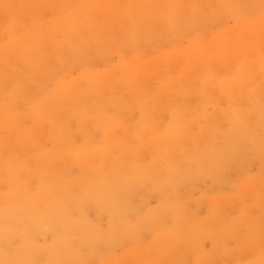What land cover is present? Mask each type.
Wrapping results in <instances>:
<instances>
[{"label": "rangeland", "instance_id": "rangeland-1", "mask_svg": "<svg viewBox=\"0 0 264 264\" xmlns=\"http://www.w3.org/2000/svg\"><path fill=\"white\" fill-rule=\"evenodd\" d=\"M3 1H5V3L8 2V0H3ZM28 1L29 2L27 3V0H26V2L24 4V5H27V7H28L27 11H25L23 8L22 9L19 8L17 10L16 5H15L16 8H14V4L11 1L10 3H8V5L11 4L10 5L11 9H9L10 12L7 14V16H9L8 19H6L4 17L0 18V64H1L0 65V114L1 115H2V113H1L2 109H4L3 110L4 111L3 116L0 115V134L4 135V136L0 135V140H1L0 145H1V143L3 144L0 146V148H1L0 152H3V153H0V155H1L0 168L3 167L2 169H0V177L3 176L2 177L3 179L2 178L0 179V192H1L0 197H2V199L0 198V200H1V202L3 200L6 201V199H7V201H9V200L14 201L13 196L20 197L21 193H23V194L25 193L24 196L25 195L26 196L24 199L27 198L26 200H24V199L20 200V198H23V196L20 197L19 200L18 199L16 200V198H15V200L19 201V202L15 203L16 205L14 207L12 206L10 209H12V208L15 209L13 212H14V214L16 212V217L13 214V212H10L11 213L10 217H0V227L1 226L6 227V228L11 229L12 231L16 232L17 230H20L21 227H24V226L30 227L32 225V224L30 225V222H31L30 217L32 215L30 213H28L26 211V209H21V207H23V206L20 207L19 204L20 205L22 204L25 207L28 205V203H29V205H31V203H33L35 206L40 205L41 207H31V208L32 209L35 208L33 210L34 212L40 211V210H48L51 214L55 209L61 208V207H53L55 205V203H56V206L68 205V204H70L68 201L71 202L74 199H77V198L79 199L81 194H83V195L88 194L86 199H84L85 203H84L83 207H84V211H85L86 220L89 224V229H92L93 231H95V233L98 236L102 237V239L106 243L103 244L101 247H99V249H98L99 251H97V253L95 255L90 253L91 247L89 245H87V243H81L79 246H77L76 255L79 254L81 256L80 258H78V260H75V258H74L76 255L73 256L72 254L68 253V251L62 250L60 258L55 259V260H59L58 263H56V264H166V262H167V264H207V263L208 264H264V263H262V262H264V151L261 150V152H259L260 149L257 150V149H253V148L246 146V149H245V147H243L242 151L239 152L242 155H240L239 153L235 155V157H237L238 155L241 156V157L240 156L237 157L238 158L237 161H235L236 160L235 157H232V159L229 158L226 160L224 157H222L223 155H221V153H220L219 156L218 155L215 156V160L213 161L212 164H208L209 159L208 160L207 159L201 160V158H198V156H196V152L193 149L190 148V150H186V146H184L182 144V145H180L179 148H176V150L178 149L179 152L181 151L180 153L179 152H177V153L186 154L187 156L189 155L188 160H190L193 163H194V161H195V163L198 162V166H197L198 168H196V169H198L199 174H198V171L195 169V171L191 175H187V173L184 171L185 170L184 168H182L183 171L180 174L179 172H181V170H182L180 167H183L182 164H179L175 157L174 158L169 157L170 159H168L167 158L168 152H166V151L164 152V150H163L164 148L161 147L162 149L161 148L159 150L157 149L156 153H158V154L156 155L157 157L155 156V158H154V156H152L149 153L151 144H148L149 141L147 140V138H145L143 136V131L141 130L143 128V126H144V128L147 126L145 128L147 130L146 132H149L148 129L149 128L152 129L153 126H154L153 128L157 127L160 129L161 128L163 129L165 127L166 130L161 129V134L165 133V131H166V133L164 134L165 135L164 137H166V135H167V138H169V136H170L169 131H171V129L175 123H178L179 121L183 122L182 120H184L183 123L185 125L188 124L190 121V123L187 126H189V125L193 126L195 124L194 121L196 122V120L198 119L197 120L198 122H196L198 128L195 127V129L197 128V131L198 130L201 131L200 132V134H201L200 140L198 138L200 135V134L198 135L199 131L197 133L198 143L200 142L202 144H205V142H206V144H208V145L210 144L211 149L213 150L215 145H217V144L211 143L212 139H214V138H213V136H210L211 133L208 136H206V132L210 130V132L212 131V133H214L216 131V133H218V134H223L224 131L227 133H231L232 132V126H231L230 120L232 117H230V114H232L231 112L233 110H234V113H237L238 110H240L242 113H244L243 111L250 112L253 114V117H254V115L259 116L260 112L262 113V111H264V108H262V105H264V57H259L257 60H255V64L257 65L256 71H255V74L256 73L257 74L254 75L255 81L257 79L256 78L257 76L260 77L259 78L260 80L257 79V81H258L257 84H256V82L253 84L252 81L248 82V80L247 81L243 80L241 82V79H242L241 72H242V68H243L242 66H244V65L240 64L241 62H239L238 64H236L234 66V64L230 65V63H228L227 61L226 62L224 61L223 63H216L217 65L215 67L212 65L213 62L209 65V67H210L209 70L207 68L205 71L209 72L211 75L213 74L212 75L213 77L212 76H210L211 78L207 77L210 74L205 76L207 78H204V81L206 79L210 78L209 81L207 80L208 84L206 82L202 81L203 82L202 83L201 81L197 80L199 76L198 77L195 76V80H192V81H194L193 82L194 84H191L192 81L189 80V82H187V80L189 79V76H186L184 74L186 72L184 70H186V69L188 70V72H190L189 62L187 63V60L183 57V55H181V54H183V52L187 51L188 49L190 50L191 46L196 45L197 43L200 44L203 41H205L202 43V45H205V44L207 45V42L208 43L210 42L209 40L213 41V40L220 38L222 36L238 35L241 32L240 31L241 30L240 25L243 24L244 22L253 21L254 24H257V22H258V24H261L262 22H264V15H261V14H264V11H262V10H264V0H255V2L253 1L254 4L250 3L253 8H250L247 10L249 14H247L246 9H245V11H242L243 9L241 10L239 6H236L235 1H237V0H235V1L232 0V2H230V0H216L218 8L217 7H215V9L212 8L215 11V13H213L214 15L212 14V16L214 17V18H212L213 20L211 19L212 16L210 15V13L208 14L205 12H204V14L205 15L208 14V16L206 15V17H207L206 18L205 15L203 14V18H202L201 11H204L203 9L205 7H203V6H206L205 5V4H207L206 0H203V1H205L204 3H203V1L200 3L201 0L200 1L197 0L196 2L194 0H191L194 2V3L191 2L193 4V6L194 7L196 6L195 7L196 10L199 8L198 10L200 11V9H201V11H200L201 14L196 13L197 15H195L191 20H189V21H193V19H194L193 22L194 23L196 22L195 26L197 27L196 28L195 26H192L193 22H191V23H189V24H191V26L189 25L190 29H187L189 27L185 26L186 25L185 18H180V17H182V15L179 17V19L177 18V24H174L170 20V16L164 10L163 11L160 10V9H162V7H160V4L162 5V2H160L159 0H157L158 3H157V1H151L150 4L153 3L152 9H155L156 12H157V10L160 13L162 12L161 16L159 15L158 12H157L158 14H156V15H158L159 18H162L163 20L166 19L168 21V22L167 21H165V22L168 25L167 26L168 29L170 28V30H169L170 32L169 31L163 32L162 28H160V26L157 27V25L153 24V22H152V24H149L150 22H147V21L151 20V17L155 12L154 10H150L151 12L149 13V15H148V12L145 13L144 11L142 13H140L141 10L139 11V13L136 12L137 13L136 14L135 10L130 9L133 7L132 6L133 2H131V0H127V1L124 0L125 2H127V5H124L125 8L127 9V13L129 11V13H131V15L128 13L124 17L121 18L122 20L125 19V27H127V30H126L127 32L126 31H125L126 33L122 32V35L124 34L123 37L120 33L121 30L120 29L118 30L117 24H115L116 20L114 22H112V23H114V25H112V24L110 25L111 21L114 20V19L111 20L112 18H110L111 17L110 15H108L107 17L111 21L106 16H105V19H102L101 17H100L101 19L100 18L98 19V21H100L98 26H97L98 30L95 29L97 31V33L94 31L95 32V34H94V32H93L94 29L92 27H90V23L87 24V22L89 21V15H87V11H85V9H83V8H80L81 9L80 14L77 17V15L75 14V12H76L75 2L73 0H49L50 2H48V4H46L45 3L46 1H45L44 2L45 4L44 5L42 4L44 6V8L41 9L40 11H39V8H37L38 10H35V8H34V6L37 7V4L39 6V3H37L35 5L33 4L34 2L36 3V0L35 1L34 0H31V1L28 0ZM39 1L40 0H38L37 2H39ZM52 1H54V2H52ZM98 1H100V0H98ZM181 1L186 2V0H181ZM182 2L180 3V5L182 4ZM222 2L224 5L222 4ZM196 3L199 7L196 5ZM260 3H261V7H260ZM124 4H126V3H124ZM251 5H249V6L251 7ZM136 6L134 7V9L138 8ZM183 6H184V4H183ZM158 7H160V8H158ZM182 7H180L182 9L181 14L184 15L185 11L183 10L184 8H182ZM207 7H209V9H211L210 6L208 5V6H206L205 11H209V9L207 10ZM258 8L260 10H258ZM213 10H212V12H213ZM18 11H20V12L18 13ZM38 11H39V13H38ZM132 11H133V13H132ZM152 11H154V12L152 13ZM217 12L219 15L217 14ZM245 12L248 15L247 19L244 18L246 16ZM250 12H252V13H250ZM257 12H259V13H257ZM11 13H13V14H11ZM143 13L145 15H143ZM223 13H224V15H223ZM139 14H140V16H139ZM228 14L230 15V17ZM240 14H242V15H240ZM35 15H37L36 18L34 17ZM38 15H40L41 18H39ZM44 15H45V17H43ZM150 15H151V17L148 20H147V18H145V19L143 18V16L149 17ZM162 15H164V16H162ZM25 16H26V20H25V18H23ZM137 16H138V18H137L138 20L136 19ZM209 16H211V17H209ZM216 16H220V17L217 18ZM234 16H236V17H234ZM16 17L19 19L14 21V19H16ZM63 17L65 19H67V23H61L62 22L61 20ZM196 17L199 18V20L196 19ZM208 17L211 19V21L208 19ZM201 18L203 19V21ZM205 18H206V20L208 19V21H205L204 20ZM216 18H217V20L219 19L217 22L215 21ZM220 18H222V19H220ZM240 18L244 22L239 20ZM248 19H250V20L248 21ZM102 20L105 22L107 21L108 24L105 22L103 23ZM101 21H102V24H101ZM138 21H140V22H138ZM169 22H170V25H169ZM24 24L26 26H28L29 29L27 28V30H22L23 26H24L23 28H26ZM130 24H132V25L129 26ZM146 24H148L150 26H148ZM183 24H185L184 25L185 28H184ZM100 25H102V27H101L102 29H104V27H106V29L108 28V35L105 36V38H102V37H104L103 35H101L102 37L101 36L99 37L100 34L98 33V31L99 30L102 31L99 27ZM12 26L16 27L17 33L20 32L19 30H17L18 27H19V29L21 28V30L24 31L23 35H25V36H23V37H25V38H23L22 36H21L22 37L21 39L16 38V36H14L13 33L11 32L13 30ZM140 26H143V27H140ZM30 27H32V28H30ZM110 27H111V30H110ZM136 27L138 29H136ZM154 27H156V29ZM4 28H6V29H4ZM130 28L131 29L133 28L132 31L129 30ZM145 28H148V30H150V31L145 30ZM153 28L157 31H155V30L151 31V29H153ZM173 29H174L175 33L172 31ZM4 30H6L5 33L3 32ZM90 30H92V31L90 32ZM128 30L131 32L132 35L127 36L130 33V32L128 33ZM109 31H110V33H109ZM171 31H172V33H171ZM156 32H158V33H156ZM177 32H179V33L177 34ZM117 33H119L120 35ZM166 34L167 35L168 34H176V36L175 35L167 36ZM90 35L92 36V41L89 40L91 37ZM213 36H215V37H213ZM253 36H255L257 39L259 37L258 35L256 36V34L252 35V37ZM107 37H108V39H107ZM168 37L171 40H168L169 39ZM109 38L112 40L109 41ZM115 38H117V40ZM151 38H152V40H150ZM164 38H165V40H163ZM206 38L207 39L210 38V39L206 40ZM135 39H138V40L136 41ZM41 40L43 42H41ZM115 40L117 41V43ZM143 40H144V42H142ZM147 40H149V41H147ZM79 41H81V42H79ZM103 41H105V42H103ZM166 41L169 44L171 43L170 41H174L175 45L174 44L173 45L176 47L171 46L172 49H174V50L178 49V51H176L177 54L181 53V54H179V59H178L179 60L178 62L179 63L181 62L180 63L181 66H179L180 64L177 63L176 66L175 65L172 66L175 68L172 69V67H170L169 72H167V70L165 71V74L170 73L168 75L170 77H172V80L170 78H167L168 75H165V74H164V76L162 75L164 73V72H162L163 70L161 71L162 74H161V72H159L160 73L159 75L158 74L153 75V74H149V73L138 74L137 66L133 67V64H131V63L136 62V60H138V58L140 60V57H141V59H144L147 55L150 56L151 52H152V54L150 57H152V59L150 57H148V58L146 57V59H144V60L157 61L156 59L159 57H160L159 59H162L163 55H161V54H164V53L166 54V52L169 53V50L171 49V48L169 50L165 49V48L170 47ZM82 42H83V45H81ZM113 42H114V44H113ZM193 42H196V44H193ZM15 43L17 45H19L20 47L22 44L26 43L29 46L30 56L23 58L19 54H17V55L15 54V53H18V51L11 50V51L7 52L4 50L5 47L13 46V45H15ZM84 44H86V45H84ZM110 44L112 45V47ZM115 44L117 46L114 49L113 45H115ZM142 44H144V45H142ZM199 44H197V45H199ZM54 45H55V47H54ZM108 45L110 46V47H108L109 50L110 51L112 50L111 52L107 48ZM148 46H150V47H148ZM166 46H168V47H166ZM262 47H264V46H262ZM104 48H105V50H104ZM146 48L149 50V52ZM71 49L74 50V52H73L74 55H71V53H68V52H70ZM106 50H108L110 53L108 54V52ZM174 50H170V52L174 51ZM92 51H94V53ZM105 51H106V53L102 54V52H105ZM143 52L145 55L147 54L145 57H142V55H144ZM253 52H255V51H253ZM91 53H92V55H91ZM14 54L17 57H15ZM165 54H164V58H165L164 60L165 61L160 62V65H159L160 67L162 66L161 64L164 63V65H166V63H167L166 57H168V54L167 55H165ZM155 55L156 56L159 55V57H155ZM95 56H96V58H95ZM153 56L155 57V59ZM38 58H39V61L38 62L35 61V60H38ZM253 59H254V57H253ZM74 60H76V61H74ZM81 61H82V63H81L82 66L80 64ZM5 63H10V66H9L8 71L3 73L1 69L4 68ZM77 64L79 66H77ZM177 65H178V67H177ZM71 66H74L73 69L71 68ZM218 66H220V67H218ZM111 67H113V68H111ZM212 67H213V70H212ZM163 68L164 67L160 68V70ZM176 68H177V70H176ZM179 68H181V69L179 70ZM194 68L195 69L193 71H191V73L193 72L194 75L196 73L200 74V71L202 69L200 68L201 70L198 73V71H196L197 70L196 68H198V67H194ZM134 70H135V72H134ZM198 70H199V68H198ZM114 71H115V73L116 72H119V73L123 72V74H121V78H122L123 83L124 82H126V84L133 83L135 80H137L135 83H137L138 84L137 86H140V88H142V89L140 90V88H139V92H138V94H136L137 92L134 93L132 91H128L126 88H123L124 84L121 82L122 85H121V83L119 84L120 89L118 88L119 85L117 86L119 91H121V88H122V91L119 92L120 93L119 95H121V94L122 95L121 96L118 95V97H119V99H118V97H117L118 90H116L113 87V86L116 87V85L114 83L108 84V87L104 88V91H103L100 88V86L97 85V82L95 80H93L94 83L92 82L91 90H89V91L85 90L86 91L85 93L83 92V90H81L82 89L81 87L74 88L73 86H71L72 81L75 79H79V78H81V79L85 78L86 79V78L93 77V76L95 77L98 73H99L98 75H104V74H107V72L110 73V72H114ZM174 73H176V75H174ZM191 73H190V77L192 76ZM144 74H146V75L149 74L153 79H154V77H157V78H155L154 80H151L152 78L150 76L149 77L147 76L148 80H146L147 77H146V75L144 76ZM139 75H141L142 78ZM157 75L159 76V78ZM160 75H162L163 79H165V80L169 79V82L165 81V80H163L164 83L161 82L162 77ZM56 76H57V78H56ZM138 77H140V78H138ZM175 77L177 78V80L175 79ZM133 78H135V80L132 81L131 79H133ZM183 78H184V80H183ZM129 79H130V82L127 83V81H129ZM192 79H193V76H192ZM249 79H251V78H249ZM156 80H158V81H156ZM182 80H183V82H182ZM214 80L216 81V84L213 83V82H215ZM146 81H148V82L146 83ZM151 81L152 82L154 81L155 83L154 82L152 83ZM196 81H197V83H196ZM219 81H220V83H219ZM150 82L152 84H150ZM167 82L169 83V87L167 85ZM175 82H177V83H175ZM246 82H248L249 84ZM42 83H44V84H42ZM186 83H188V85ZM204 84H206V86ZM224 84H225V86H224ZM246 84H248V85H246ZM154 85H157V86H154ZM162 85H163V87H162ZM172 85H173V90H172ZM175 85H176V87H175ZM191 85L194 88L193 90H192ZM195 85L198 87L197 92L195 90V88H196ZM215 85L218 87H215ZM219 85L221 86L220 90L218 89ZM185 86H187V87H185ZM200 86L202 88H205V89L201 90ZM209 86H211L210 89H209ZM154 87L155 88L157 87L156 91H155ZM161 87H162V89H161ZM165 87L170 88L169 89L170 91L168 89H166ZM174 87H175V89L177 88L178 91L183 88L182 92H181L182 94L184 93L183 96H182V94H179L177 90L175 91ZM188 87L190 88L191 91H189ZM38 88H39V90H37ZM40 88L42 90H40ZM158 88L161 90V92L158 91ZM179 88H181V89H179ZM67 89H70L69 91H72L70 95H66V92H68ZM150 89H152V90H150ZM114 90H116L117 92L116 91L114 92ZM144 90H145V92L143 95ZM164 90H165V92H164ZM38 91L40 94L42 92L43 93L40 95L38 93ZM76 91H78V93L75 94L74 92H76ZM109 91H111V92H109ZM171 91H172V93H170ZM200 91H201V93H200ZM4 92H5V94H4ZM140 92H141V94H140ZM162 92H164V93H162ZM166 92L169 94H173V95L170 96ZM188 92H189V94H188ZM194 92H195V94L196 93L198 94V95L196 94L198 97L194 94ZM203 92H205V93H203ZM35 93H37V94H35ZM56 93L61 95L60 98L59 97L57 98ZM82 93H84L83 95H86V96L87 95L92 96V97L90 96L91 98H93V99H91V101H90V97L87 96L89 98V101H90L88 103L98 102V100H99V102H98L99 106L97 105V103H95V104L93 103L95 105V107H96V105L99 107V108L98 107L95 108V109L98 108L97 110L94 109V111H96V112H89L87 110L84 111V108L86 107V109H87V107H88L87 106L88 100H84L85 96H83V95H81V96H83L82 98L80 97V94H82ZM108 93H110V94L108 95ZM157 93H158V97H156ZM175 93H178V95L176 94L174 96ZM190 93H192L193 96ZM224 93H225V96H224ZM250 93H252V95ZM38 94L40 96H38ZM73 94H75V95H73ZM78 94H79V96H78ZM151 94H152V96H151ZM237 94H239V98H237V96H236ZM248 94H250V95H248ZM93 95H95V96H93ZM133 95L134 96L136 95L135 96L136 98ZM153 95H155V96H153ZM199 95H200V97H199ZM206 95H208V96L206 97ZM35 96H38L37 100H35L36 99ZM142 96H145V97H142ZM176 96L177 97L179 96V99L181 101L180 100L178 101ZM180 96H181V98H180ZM68 97H69V99H68ZM70 97H73V99ZM87 97L85 99H88ZM94 97H96L95 100H94ZM151 97H153V98H151ZM174 97H176L177 101L174 100V102H173ZM16 98L20 99L21 102L16 100ZM62 98H63V100L65 99V102L63 101L65 104L64 103L62 104V101H61V103H59L57 106L51 105V106H53V108L49 105L55 101H57V102L60 101ZM138 98L139 99L141 98L142 100L140 99V102H139ZM148 98L149 99L151 98L152 101L148 100ZM14 99L16 100L15 105H13L15 102V101H13ZM66 99H68V101ZM109 99L111 100V102H108ZM122 99H123V101H122ZM134 99H136V100H134ZM145 99H146V101H145ZM160 99H162V100H160ZM165 99H167V100H165ZM185 99H186V102L183 101ZM251 99H253V101H251ZM70 100L72 103H69ZM79 100H80V102H79ZM153 100H154V102H153ZM169 100H171L170 103H169ZM75 101L80 103L79 104L76 102L78 105H81V106L84 105L83 109L82 108L80 109V107L77 105L79 107V108H77V110L80 109V111H78V112L75 108L76 107ZM187 101L189 104V108L187 107V109L191 108L190 111H188V110L186 111L185 105H187ZM10 102H12V104ZM57 102H56V104H57ZM81 102H83V105ZM114 102H115V105H114ZM151 102H152V104H151ZM155 102H156L157 106H155ZM157 102H159V103H157ZM171 102H172V104H171ZM178 102H180V104L182 102V105H181L182 108L185 107V108H183V109H185L183 111L181 106H179V108H180L179 114H181L182 111L184 113V114L182 113V115H180L181 118L178 117L179 114H178V116H176V113H178L177 111L179 109L177 110L176 106L173 105L176 103L178 106ZM240 102H242V104H243L242 108L244 107V109L241 108ZM86 103H87V105H86ZM105 103H107L106 107L102 106L103 104L105 105ZM122 103L124 104V106ZM255 103H257V104H255ZM25 104H27V105H25ZM30 104H32V105H30ZM93 104H90L89 107L90 106L93 107ZM100 104L103 108L100 106ZM145 104H147V105L150 104L148 106L146 105L149 108V112L147 111L148 110L147 107H146L147 109H145V107H144ZM253 104L257 105L255 107L258 110L254 111V108H253L254 105ZM21 105H23L25 107H23ZM60 105H63V106L69 105V106L68 107L66 106L63 109V107H60ZM117 105H119V106L115 107ZM120 105H122L123 107H120ZM167 105L168 106L170 105L169 111L166 110V108L168 109ZM171 105H173L174 107L172 108ZM5 106H7L8 109L14 107L16 109V111L14 109L15 113L12 111L13 113L10 112L11 115H10V113L8 114L7 113L8 110H7V108H5ZM16 106H17V108H16ZM43 106H45V107H43ZM54 106H55V109H54ZM258 106H259V108H258ZM46 107L47 108L50 107V109L48 110ZM92 107H90V108H92ZM110 107H112V108H110ZM217 107H219V108H217ZM65 108H66V110H65ZM69 108H70V110H69ZM90 108H89V110H90ZM116 108H118V109L120 108L121 110H118V109L115 110ZM45 109H47V111H49V113ZM59 109L64 110L65 114L61 113L62 110L60 111ZM142 109H143V111L145 110V112H148V113L145 114V112H143ZM150 109H151V112H150ZM172 109L174 110V112ZM261 109H262V111H261ZM57 110H59V113L62 115L59 116V113ZM98 110H99V112H98ZM52 111H54V112H52ZM170 111L173 113L170 114ZM30 112H32L31 114L33 115L32 121H31L32 115L30 114ZM50 112H52V115ZM74 112L79 113V115L74 113ZM85 112H87V114ZM97 112H98V114H97ZM101 112L103 113V116H101V114H102ZM186 112H188L189 114L187 113V115H186ZM228 112H229V114H228ZM4 113H5V115H4ZM45 113H48V115H50L51 118L54 119L53 123L51 121L52 119ZM54 113H56V114H54ZM143 113L146 116V119L144 118L145 116H143ZM200 113H202L203 115ZM24 114H27V115L30 114L31 116L29 115L28 117H25L26 118L25 119L23 117ZM80 114H82V115H80ZM99 114H100V117L99 116L97 117V115H99ZM120 114H122V116ZM37 115L39 118L37 117ZM71 115H72V120H70ZM76 115H78L77 119L74 118V117H76ZM85 115L93 116V118L91 117L92 119L89 118L90 122L86 121V120H88V117L85 119ZM44 116H46L45 117L46 120H44L45 119ZM62 116L64 118H62ZM174 116L178 117L179 119L178 118L177 119L179 121L176 120L173 123V121H174L173 119L175 118ZM196 116H200V117L194 118ZM203 116H204V119L200 120V118H203ZM222 116H224L225 118L223 119ZM232 116H233V114H232ZM16 117H17V119H16L17 121H14ZM18 117H19V119H18ZM65 117H67V118H65ZM95 117H97L96 119L100 118L98 120V122H100V120H103V119L106 120V118H107V120L109 119L114 124L115 123L121 124L122 121L125 120L126 126L121 124L122 126L120 125L119 128H117L119 125L117 126V124H115V126H116L115 127L114 124L110 122L112 124V126L115 127V129H113V130H115L116 132H117V130L122 131V133L120 132L121 135H119V132H117V134L115 133L116 136L118 135L117 137L115 136L114 133H112V135H114L116 137V140L118 138L117 141L122 139L121 141L118 142L119 144L117 143L116 140H114L115 138L114 139L110 138L112 143L114 141V145L117 143L118 144L117 146H119V147L113 146V145L109 147L111 141L108 140L106 142L107 138L105 136H107V135H105V134L108 131V129L106 130V128H107V126H108V128H110L111 124H109L108 122H106V123H108V125L103 124V123H105V120H103V123L101 125L99 124V126L101 128H103L104 132L105 131L106 132L105 133L102 131L99 132V130H102V129H98L97 130L98 132L96 131L97 132L96 134L93 132V134L91 135V133H92L91 129L94 128L93 130H96L97 128H99L97 126L98 122H96V124H95V121H97L95 119ZM120 117H121V119H120ZM73 118L75 119V121L73 120ZM151 118H153V119H151ZM242 118L248 119L247 116L245 115V113L242 114ZM259 118H260V116H259ZM10 119L13 121V123H12L13 128L11 127L12 128V129L10 128L11 130L8 129L9 125H10L9 123H11ZM49 119H50V121H49ZM147 119H148V121H149V119L151 121L153 120L152 124L150 121L148 122ZM191 119H193V121H191ZM20 120H22V122L24 120L25 122L22 123ZM37 120H38V122H37ZM40 120L42 122H44V121L45 122L43 124L41 123L42 125H40V122H41ZM59 120H61V121H59ZM65 120L67 121L66 122L67 126L64 122ZM206 120L210 124H208L206 122ZM210 120H212V122ZM18 121H20V122L18 123ZM47 121L51 122V123H49L50 126L52 124H54V125L56 124V125L55 126L52 125L50 127L48 125ZM57 121L60 122V125H61L62 121L64 122V125L62 124L64 129H68L69 124L71 122H73L70 125L71 127L67 130L68 136H67L66 131H64V133H66V135L64 133H62L63 131L59 132L62 128V125L60 126ZM83 121H85V122H83ZM93 121H94L93 125L97 126L96 128L92 124H88V123H91ZM120 121H121V123H120ZM247 121L252 123L251 119H249ZM15 122H17V123H15ZM33 122L34 123L36 122V123L34 124L35 126L34 125L32 126L33 127L32 129H34V127H35V129H36V127L40 128V129L37 128L39 130H36L35 133H34V130L30 129ZM128 122H129V124H127ZM144 122H145V124H144ZM147 122L149 125L151 124L152 126L151 125L148 126L146 124ZM220 122L222 124L225 122V124H223V126H221ZM37 123H39V124H37ZM46 123H47V125H46ZM160 123H162L163 125ZM13 124H15L16 126ZM76 124H77V127H76ZM79 124H81V125L84 124V126H80ZM86 124H88L89 126L92 125L93 128H92V126L90 128ZM123 124H124V122H123ZM19 125L21 126L20 127L21 131L24 130V128L22 129V127L25 126L24 132L27 133V134L22 133L23 134V138L21 137L22 139L20 138V136H22V135H20L21 133L17 134L18 132H16L17 130H19V129H17L19 127ZM37 125H40V126H37ZM58 125H59V127H58ZM127 125H130V126L127 127ZM206 125H209V127ZM225 125H226V127H227V125H228V127L230 125L231 129H230V127H229V129H228V127L226 128ZM45 126H48V127H46V129L48 128L47 130H45ZM86 126H88L87 130L91 131L90 134H86V135L93 136V138L90 136L91 138H87V139L94 140V138H95L94 136H96V139L93 141L95 143H91L92 145L93 144L94 145L91 146L89 143V150L93 149L92 151H95L96 153L98 151L97 155L100 156V160L105 157L104 160L102 159L103 162H105V163L104 164L100 163L99 165L102 164L104 166L106 164V166H105L106 168H108V166L111 165L112 167L110 166L109 168H111V170L117 172V175L114 174L115 172L113 174L116 175L118 178L125 177L124 176L125 171L127 173L126 176L132 172L129 168H126L125 165L127 167H130V166H128V164H131L129 161L131 159L135 160V158L138 161L135 160L134 165H133L134 167L131 166V168L136 169V167L138 166L137 168L140 169L142 166H139V164H142L143 169L141 168V171L146 168L145 165L148 166V164H149V160H147L148 158H150V160L156 159L157 162L153 161L154 165L156 163L159 164V165L156 164L155 165L156 167L164 166L165 161H166V164H169L168 168L170 170H171V168H173L175 166V168H173L174 170H171V171L169 170L170 173L172 172V174L169 173L170 178H169V176H167L168 180L166 179V176H164L165 178L163 177V183H162V175L161 174H157L155 176L156 172L159 173L158 170H160L162 168L159 167L158 170L156 168L155 169L156 171H154L155 174L152 175L154 173L153 169L155 168V166L153 164H151L152 161L150 162L149 166H150L153 173L152 174L150 173V175L148 174V172H151V170L148 169L149 166L144 170V171H146L148 169V171H147L148 175H145L146 173L144 171L143 172L145 174L142 172V174H144L147 179L144 178L145 176L143 177L142 174L140 175L141 172L140 173L135 172V173H137V175L139 173L140 176H138V178L139 177L141 178V176H142L144 178V179L143 178L142 179L145 181L143 182L142 188L139 190L132 188L131 184H130V186L128 185V187L130 188V191L127 192V194H125L124 203L122 205L124 212H125V215H126V219H123L124 222L120 223L119 225H115V223H113L111 212L109 210H107L105 207H103L104 205L101 202V198L99 196H97V193H96L97 190L95 189V187H93L94 185L105 182L104 180H106V176H103L104 174L101 175V173L99 174V171H101V169H103L102 165H101V169L98 172H96L97 174L95 173L94 170H93V172H89L92 169H94V168H92L91 165L94 163V167L96 164L98 166L99 162L97 159H95L96 158L95 152L91 153V154H94L93 156L95 157L92 159L93 162L91 160V158L93 156L90 155V153H89L90 151H88V153H89L88 155L86 154L87 152L86 153L84 152V151L88 150V146H87L88 140L85 137L83 139V136H85V134H83V131H84V133L87 131L85 128ZM103 126H105V127H103ZM131 126H132V128H131ZM220 126L223 129H221ZM5 127H7V128H5ZM14 127L16 128V130L14 129ZM49 127L51 129H52V127L53 128L56 127L59 130H57L56 134L52 135L51 134L52 131L51 132L48 131V130H51V129H49ZM82 127H83V130H81ZM114 127H112V128H114ZM206 127L209 129H207ZM75 128L78 129L82 133L81 135H83V136H81L80 133L74 134L77 132ZM168 128L170 130H168ZM204 128L206 130H204ZM26 129H28V131ZM64 129H62V130H64ZM70 129L73 130V134H74L73 136L78 135L79 138L71 136L72 133H69ZM122 129H124L126 131H123ZM127 129H128V131H127ZM218 129H219L220 133L217 132ZM2 130H3V132H5L4 134L1 132ZM13 130H15L14 133H13ZM20 130H19V132H21ZM44 130H45V132H44ZM72 130H71V132H72ZM131 130H133V131L131 132ZM139 130H140V132H139ZM29 131L30 132L32 131L31 134ZM42 132H43V134H42ZM87 132H89V131H87ZM123 132H125V133H123ZM133 132H135V133H133ZM136 132H138V134L140 133V136H141L140 139L141 140L137 139V138H139V135L136 134ZM202 132H204V133H202ZM6 133H8V134L13 133L12 134L13 138L10 136L12 138V140L11 139L9 140V136ZM58 133L64 134L62 137L65 136L69 140V142H68V140L64 141L66 138L61 139L62 137ZM99 133H101V135ZM236 133H239V131L237 129H236ZM39 134H40V136H38ZM124 134H125V136H124ZM244 134L246 136H249L246 133H244ZM25 135H26V137H25ZM57 135H58V138L56 139L55 136H57ZM103 135H105V136H103ZM132 135H133V137L131 138ZM145 135H147V134L145 133ZM29 136H32L31 139ZM53 136L55 137L57 143L54 141ZM59 136H60V138H59ZM98 136L100 139L98 138ZM123 136L126 137L127 140L133 139L132 141L135 142L134 146H129V145H132L133 142L130 140L131 141V144H130L129 140L128 141H126V139L123 140L124 139ZM226 136H227V134H226ZM242 136L244 139L246 138L244 135H242ZM2 137L5 138V140L7 139L9 142H7V140L3 142L4 139L2 140L1 139ZM14 137H16L15 140H14ZM49 137H52V141ZM70 137H72V138H70ZM77 138H78V140H76ZM112 138H113V136H112ZM23 139H24V141H23ZM38 139L42 140V141H40L41 142L40 144H42V145L39 148H38V146L36 147L34 145L35 143H37L39 141ZM202 139L205 141H203ZM17 140H19L20 142ZM25 140H27V141L31 140L32 142L29 141V143H28ZM43 140L45 142H43ZM46 140H48V141H46ZM58 140L61 141V143H62L61 145L58 142ZM139 140H140L141 146L139 145ZM76 141H77V144L75 143ZM144 141H146V143ZM124 142H125L124 145H126L125 149L122 147L121 150H119V148L122 146V144ZM126 142H128L129 145ZM23 143H25V144H23ZM68 143L70 145L69 149H68ZM29 144H32V146L30 145L31 146L30 148H29ZM56 144H59L61 146V148H59L60 147L59 145H58V147H56ZM24 145L26 147H28V148H26L27 150L25 148H23V147H25ZM127 145H128V147H130V148L132 147V148L131 149L128 148L129 150H127ZM142 146L144 148H142ZM145 146H147L148 148ZM181 146L184 147V149H183L184 153L180 149V148H182ZM76 147H77V149H75ZM103 147L105 149L106 148L108 149V147H109V149H111V151L108 150V152H107L106 151L107 149L106 150L103 149V151H106L105 155H104L103 151H102ZM112 147H114L113 151H112ZM136 147H139V148H136ZM42 148L45 151H42L43 150ZM56 148L58 149V151L61 152V154L58 151L56 153L54 151H52L53 149L56 150ZM65 148L67 149L66 152L64 151V150H66ZM116 148H118V150ZM133 148H136L139 151H136V149H133ZM34 149L36 152H39L38 154H36L37 156L35 155L36 157L34 155H32L34 153L33 152ZM37 149H38V151H37ZM132 149L135 153L133 151H132V153H129L130 150H132ZM142 149H144V150H142ZM147 149H149V150H147ZM187 149H189V147H187ZM28 150L29 151L32 150L31 154L29 153ZM69 150L70 151L72 150V153L76 154L73 157L75 159V160L73 159V161L71 159L72 154ZM100 150L102 151L101 153L103 154V156L99 152ZM116 150L119 154L117 152H115ZM122 150L123 151L127 150L128 151L127 155ZM140 150L144 151L145 153L147 150V153H149L150 156L148 157L147 156L148 154L144 155V153ZM160 150H162L163 152ZM40 151H41V153H40ZM110 152H112L113 155L116 153V155H114V157H110V156H112ZM138 152H140V154ZM160 152H162V154ZM66 153L71 154V156L69 154L70 159L69 158L65 159L68 157V156L66 157ZM81 153H83L82 156H80ZM128 153L130 155H128ZM163 153H164V157L161 156V155H163ZM135 154H137V155H135ZM49 155H52L55 158V159H53V162H52V156H49ZM83 155H85V156H83ZM117 155L119 156V158L122 157V158H120L122 162L120 161V159L118 157H117L118 159L116 158ZM131 155H133V156L131 157ZM141 155L142 156L144 155L143 158H145L146 156L148 158L146 157L147 159L145 158L143 160L144 162H142L141 160L143 158ZM44 156H48V158H46ZM76 156H77V159L75 158ZM101 156H102V158H101ZM106 156L107 157L109 156L108 157L109 159H106L107 158ZM134 156H135V158H134ZM2 157H3V159H5V158H6V160L8 159V161L13 160L11 158H14L15 163H14V160H13V162H9L10 165L14 164V166H15V167H12L13 169L11 171L9 170V167L7 166L9 164H7V165L3 164V163L6 164L7 161L3 160ZM17 157L19 158L20 163H19V160ZM42 157H44V160H46V161H42L43 163L41 162ZM56 157H57V159L59 157H61V158H59L61 160L58 159L60 162H57L58 160L56 159ZM62 157H63V159L67 160L68 163H65L67 161H62ZM84 157L87 158V161L85 159L83 162L82 159H84ZM88 157H90V158L88 159ZM124 157H126V158H124ZM139 157L141 158V160H139L140 159ZM162 157H163V159H162ZM32 158H34V159H32ZM110 158L112 160L114 159V161L118 160V162L116 164V165L119 164L118 167L115 165V163L113 164L114 161L110 160ZM158 158L159 159L161 158L160 160H162V161L160 162L159 160H157ZM233 158H235V159H233ZM37 159H39L40 161L38 160V162H37L36 161ZM49 159H51V161ZM80 159L83 163L86 162V166H87V164L90 165V167L89 166L88 167L92 168V169L90 170L89 168H87V170H86V167L84 166V170H82L83 168H81V167H83V165H85V164L82 165ZM128 159H129V161H127ZM173 159H175L174 160L176 162L175 164L172 161ZM194 159H196V160H194ZM199 159L202 162V163L200 162V164H199ZM21 160H24V161L21 162ZM133 160H131V162ZM167 160H168V162H167ZM74 161H76L75 165L73 164ZM89 161H91L90 163H92V164H90ZM145 161L146 162L148 161V163L144 164ZM217 161L219 162V165L216 164ZM231 161H233V162H231ZM240 161H241V163H239ZM48 162H50V163L48 165H46ZM69 162H72V163H69ZM109 162H110V164H108ZM171 162H172V164H174V166H172ZM206 162H207V164H206ZM236 162H238V164ZM17 163H19V164H17ZM76 163H79V164H76ZM80 163H81V165H80ZM214 163L216 164V167H215ZM223 163L224 164L226 163V165L224 167L222 166V165H224ZM28 164L30 166H32L33 169H31V167ZM39 164H42V166L40 165L39 168H35V166L38 167ZM177 164H179V165H177ZM201 164L202 165L204 164V165L202 166ZM220 164H222L221 167H220ZM16 165L17 166L19 165V167H20V165H21V167L24 166L23 168L20 167L22 170L21 172H20V168L17 170V173L20 172L21 176L16 175V172H15L16 171L15 169H17ZM27 165L29 166V169H27L28 168ZM50 165H52L54 167L51 168ZM151 165H153L152 166V167H154L153 169H152ZM196 165H197V163H196ZM199 165H201V166L199 167ZM11 166H13V165H11ZM57 166H58V168H56ZM45 167H46V169H44ZM105 167H104V170L106 169ZM119 167H120V169H118ZM165 167H167V165ZM208 167H210V169H208ZM41 168L43 169L42 171L45 170L44 171L45 174H46V172L49 173V171L51 173H53L52 175L55 174L53 176L54 178L52 177L54 182H52V180L50 179L51 173L48 175L46 174L45 175L46 177H43V179H42V177H40L41 179L38 178V174L44 176L42 174L44 172L41 171ZM54 168H55V170H54ZM98 168L95 167L96 171ZM121 168L123 169V171ZM124 168L129 169L130 172H128L126 169L124 170ZM23 169H25L26 171H24ZM52 169H53V171H51ZM138 169H136V171ZM217 169H219V170H217ZM85 170H86V172L84 173V175H85L84 176L83 172ZM106 170H108V169H106ZM201 170H202V172H201ZM3 171L5 172V174ZM28 171H30V172H28ZM37 171H39V172H37ZM103 171H101V172L104 173ZM208 171H209V173L211 171L212 174L211 173L209 174ZM214 171H215V173H214ZM108 172H110V171L108 170L107 173ZM195 172L197 173L198 177L196 176ZM206 172H207V176H202V175H206L205 174ZM13 173L15 174V176L17 178H19L21 180L18 181V179L16 177H14ZM110 173H108V174L110 175ZM121 173H123V174H121ZM135 173H134V175H136ZM178 173L183 177H179ZM200 173L202 175H200ZM29 174H30V177H29ZM119 174L122 176H120ZM173 174H176V175H173ZM184 174H186V175H184ZM4 175H6V177ZM9 176H10V178H9ZM35 176L37 177V179ZM47 176H49V177H47ZM102 176L105 177L104 180H103ZM158 176H159V179L161 177V179H160L161 184L158 183L159 182ZM82 177H83V179H82ZM98 177L100 180L98 179ZM7 178L10 179L9 182H8ZM14 178L17 179V182L21 183L20 181H22L24 183L19 186V184L15 181ZM86 178H89V179H86ZM179 178L181 181L183 180V183L180 184L181 181L179 180ZM48 179L51 181V183L48 181ZM69 179H70V183L74 182L72 186H70L71 185L70 183L68 186L67 180L69 181ZM150 179L151 180L153 179V180L151 181ZM164 179H166L167 181ZM170 179H171V181H169ZM75 180L79 181V182H77V185L75 184V182H76ZM83 180H84V182H83ZM88 180H89V182L90 181L91 182L89 183ZM178 180L180 181L179 183L177 182ZM38 181H42V184L39 183ZM47 181L50 185V186L48 185L49 187H47V184H46ZM85 181H87L86 186H84ZM122 181L123 180H121V182ZM164 181L170 182V183L167 185L166 183H164ZM174 181H176V182H174ZM10 182L14 183V184L16 182L18 185L15 184L14 187L19 186L20 188L15 187L16 188L15 189L13 187V184H11ZM171 182H173L174 184H172ZM184 182L187 183V185L183 186L182 184H184ZM252 182L254 183L255 186H257L259 188V189H256V190H258V192H259V190H261L260 195H259V199L256 202H252L251 197L247 196V195H246L247 196V199H246V196L244 197V193H243L244 189H245L244 186L247 185V183L249 184ZM8 183H10V184H8ZM25 183H26V185H25ZM43 183L46 184L47 188H50V189H47L45 187V189L47 190V193L45 191L44 194L45 193L46 194L44 196L41 194V190L44 191V186H45V184H43ZM78 183H79V185H78ZM80 184H81V186H80ZM152 184L153 185L155 184V187ZM162 184H164V185H162ZM165 185H167V187L163 188L162 186H165ZM169 185H171V186L169 187ZM181 185H182V187H181ZM8 186L10 187V189ZM30 186H32V187L30 188ZM77 186L82 188L81 192H79L80 188ZM82 186H84L85 188ZM179 186H180V188H178ZM38 187H39V190H37ZM78 188H79V190H77ZM154 188L157 191H155ZM159 188H162V189H159ZM240 188H242V189H240ZM18 189L21 190V191L19 190L21 193L17 192ZM29 189H31V191ZM52 189H53V191H55V190L56 191L55 192L52 191L53 192L52 193L51 192ZM179 189H180V191H179ZM35 190L40 192V193H38V192L37 193L41 194L43 197H41V195H38ZM49 190H50V192H49ZM7 191H9V192H7ZM32 191H34L35 193L33 192L34 194H32ZM145 191H147L146 192L147 194L145 193ZM153 191H155V192H153ZM238 191L241 193H238ZM5 192H7V193H5ZM30 192H31V194H30ZM48 193H49V195H47ZM50 193H52V195H54V194L58 195L59 194L60 197H58L56 195V196H54V199H53V197L49 199V197L52 196ZM175 194H177L176 198L174 197ZM30 195H32L30 198L34 199L33 202H31L32 199L30 201V198H28ZM33 195H35V198L33 197ZM7 196H8V198H7ZM11 196L13 199L11 198ZM45 196H47V197H45ZM9 197H10V199H9ZM207 197H209V198L211 197L214 201H218V198H219V201L221 200L220 198H222L223 201H224V199H227L229 201V205L232 201H234V202L231 203L233 205H230V206L228 204L226 205L228 210L226 209V206H224V205H222L221 207L219 205V208H220L219 209L217 203L214 202L217 205V208H216V205L213 204V200L209 199ZM44 198L45 199L47 198V199H46V201H44V203H42L41 200L42 199L44 200ZM58 198H60L62 202L67 203V204H64L60 201V205H59V202H55V200ZM127 198H129V201ZM214 198H217V200ZM35 200H38L37 203H35L36 202ZM13 201L12 202L10 201L9 203L7 202L8 205L12 204ZM20 201H21V203H20ZM26 201H28V202H26ZM47 201H49V202H47ZM204 201H205V203H204ZM191 202L194 205L190 207ZM181 203H183L184 205ZM172 204L174 205L173 207H172ZM180 204L183 206H181ZM196 205H198V206H196ZM176 206H177V208H179L181 206L179 208L180 210L175 208ZM188 206L191 209L190 211L191 212L193 211L192 213L191 212L188 213V211H189L187 208ZM16 207H18L19 210H17ZM192 207H196V208H192ZM214 207L216 208V210L219 209L218 210L219 213H218V211L216 212L218 217L214 213V211H215ZM26 208L28 209L30 207H26ZM66 208L67 209L71 208L72 210L75 208V211H73V213H75V215L73 214V218L78 217L76 215V213H77L76 209L78 208V207H76V204H73L70 207L66 206ZM4 209L10 210L8 208H4ZM174 209L175 210L177 209L176 214H175ZM182 209H183V211H182ZM194 209L196 210L195 213H194V211H195ZM0 210H2V209H0ZM18 212H19V214H18ZM178 213H179V216H178ZM180 213H182V214H180ZM52 214H54V213H52ZM187 214H188V216H187ZM192 214L194 215L193 217H192ZM156 215L158 217H156ZM173 215H175V216H173ZM145 217H147V218L150 217L153 221H154V219L157 221L159 219V217L161 219L163 218L161 220L162 225L160 223L159 226L156 225V226L152 227L151 225H145L138 220V218H145ZM174 217H176V218H174ZM178 218H179V220H178ZM239 218H240V220H239ZM28 219H29V221H28ZM188 219H190V220H188ZM197 219L200 221L198 222ZM195 220L198 223H197V225L194 226ZM1 221H2V223H1ZM11 221H12V223H11ZM212 221H213V223H212ZM187 222L190 224H188ZM200 222L202 223V225L199 226V224H201ZM23 224H25V225H23ZM125 224H127V225H125ZM129 224L138 225V228L133 230V232H134L133 235H130V232L127 230V226ZM185 224H187V225H185ZM14 225H16V226H14ZM196 226H199V227H196ZM203 230H205V231H203ZM111 234H112V236H111ZM205 234H207V235H205ZM87 235H89V232L86 228L79 227V228H76V229L72 230L71 232H69L68 229H66L65 226H63V224L51 223L48 226H46L45 229L42 228L41 230L33 231L31 244L37 246L38 248H44V249L48 250V249H52V247L56 244V242L60 238H63V237L67 238L68 236H70V237H74L77 239V238H82V237L87 236ZM160 235H162L161 236L162 239L160 238ZM113 236H115V238H114V239H116L115 241H111ZM19 237H20L19 235L18 236L14 235L11 242L5 241L2 243V251H4V253H6V255L8 257H13L15 255L14 251L16 252L17 249H18L17 251H19L21 248L24 247V243H23L22 239ZM222 240H224V242ZM180 241H181V244H180ZM21 242H22V244H21ZM169 242L171 243V245ZM187 242H189V243H187ZM189 244H190V246H189ZM161 246H164L165 248H163ZM172 247L174 248L173 249L174 251H172ZM160 248L163 249L162 251L159 250L161 252V254L163 255V258L167 259L165 261V263L163 261H160L161 258L156 259L153 256H149V254L151 255V253L157 252L158 249H160ZM185 248H187V249H185ZM14 249H16V250H14ZM228 249H229V251H228ZM152 250H154V252ZM159 251H158V253H160ZM146 253H148V256ZM137 254H139V256H143L144 262L141 260L135 259V257L138 256ZM178 258H179V260H176ZM173 261H175V262H173ZM32 264H55V261H51L46 254H43L42 256H40L39 259H36V260L34 259L32 261Z\"/></svg>", "mask_w": 264, "mask_h": 264}, {"label": "bare ground", "instance_id": "bare-ground-1", "mask_svg": "<svg viewBox=\"0 0 264 264\" xmlns=\"http://www.w3.org/2000/svg\"><path fill=\"white\" fill-rule=\"evenodd\" d=\"M12 1V3L14 4V8H16L17 7V10L20 8V9H24L25 11H27L28 10V7H27V5H24L25 4V2H26V0H8V2H6L5 3V1H3V0H0V18L1 17H4V18H6V19H8V17L9 16H7V14L10 12V10L9 9H11V4L10 5H8V3H10ZM31 1V0H30ZM35 1V0H34ZM38 0H36V3L34 2L33 4L35 5V4H37V3H39V6H38V4H37V7H35L34 6V8H35V10H38L37 8H39V11L41 10V9H43L44 8V4L46 3V4H48V2H50L49 0L47 1V0H40L39 2H37ZM46 1V2H45ZM74 2H75V8H76V12H75V14L77 15V17L79 16V14H80V8H83V9H85V11H87V15H89V21L87 22V24L88 23H90V27H92L94 30H93V32L95 31L96 33H97V31L96 30H98V24H99V22L100 21H98V19L101 17L102 19H105V16L107 17L108 15H110L109 17L110 18H112L111 20H113V21H111L108 17V19L111 21V23H110V25L112 24V25H114V23H112V22H114L115 20H116V22H115V24H117V27H118V30L120 29L121 30V35H122V32H125L126 30H127V27H125V19H121L122 17H124L126 14H128L129 13V11H128V13H127V9L125 8V6L124 5H127V2H125L124 0H100V1H98V0H73ZM127 1V0H126ZM151 1H157V0H131V2H133L132 4V8H130V9H133V10H135V13L137 12V13H139V11L141 10V12L140 13H142L143 11L145 12V13H147L148 12V15H149V13L151 12L150 10H154L155 11V9H152L153 8V3H151L150 4V2ZM160 2H162V5L160 4V7H162V9H160V10H164L169 16H170V20L174 23V24H177V18L179 19V17L182 15V17H180V18H185V21H186V25L185 24H183V26L185 25V26H187V27H189V25L191 26V24H189V23H191V22H193L194 21V19H193V21H189V20H191L195 15H197L196 13H200V11H201V9H200V11L197 9H195V7L193 6V4L191 3V2H193V1H191V0H186V2H182L181 0H159ZM195 2L197 1V0H194ZM200 1V0H199ZM203 0H201L200 1V3L202 2ZM233 1H235V0H233ZM253 1L255 2V0H237V1H235V4H236V6H239L240 7V9L242 10V11H245V9H246V12H247V14H249L248 13V9H250V8H253L252 7V5L250 4V3H252V4H254L253 3ZM29 1L27 0V3H28ZM45 2V3H44ZM52 2H54V1H52ZM130 2V1H129ZM128 2V3H129ZM182 2V4L180 5V3ZM205 1H203V3H204ZM230 2H232V0H230ZM257 2V1H256ZM124 3H126V4H124ZM157 3H158V1H157ZM194 3V2H193ZM198 3V2H197ZM197 3H196V5H197ZM199 3V4H200ZM206 3L207 4H205L206 6H210V8L211 9H209V7H207V10L209 9V11H205V8H206V6H203V7H205L203 10L204 11H201V13H202V18H203V14H204V12L205 13H210V15L212 16V14L213 13H215V11L212 9V8H214L215 9V7H217V3H216V0H206ZM31 4V3H30ZM43 4V5H42ZM183 4H184V6H183ZM222 4H223V2H222ZM221 4V5H222ZM15 5H16V7H15ZM32 5V4H31ZM137 5V6H136ZM202 5V4H201ZM220 5V4H219ZM224 5V4H223ZM222 5V6H223ZM243 7H241V6ZM249 5H251V7L249 6ZM129 6V5H128ZM138 7L137 9H134V7ZM183 6V7H182ZM198 6V5H197ZM160 7H158V8H160ZM180 7H182V8H184L183 10L185 11V13H184V15L183 14H181V12H182V9L180 8ZM199 7V6H198ZM259 7V6H258ZM260 7H261V3H260ZM13 8V9H14ZM218 8V7H217ZM224 8V7H223ZM32 9V8H31ZM129 9V8H128ZM220 9V8H219ZM227 9V8H226ZM23 10V11H24ZM137 10V11H136ZM196 10V11H195ZM212 10H213V12H212ZM221 10V9H220ZM257 10V9H256ZM258 10H260L259 8H258ZM39 11H38V13H39ZM154 11H152V13L154 12ZM199 11V12H198ZM218 11V10H217ZM262 11H264V10H262ZM20 11H18V13H19ZM157 12L159 13V15L161 16V13L157 10ZM156 11L154 12V14L152 15V17H151V15L148 17H146V16H143V18L145 19V18H147V20L148 19H150V17H151V20L150 21H147V22H150L149 24H152V22H153V24H156L157 25V27H159L160 26V28H162V31L163 32H166V31H169L170 30V28L168 29V25H167V23L165 22V21H167L166 19H162V18H159V16L158 15H156V14H158ZM212 12V13H211ZM222 12V11H221ZM220 12V13H221ZM246 12H245V14H246ZM17 13V14H18ZM132 13H133V11H132ZM134 13V14H135ZM136 13V14H137ZM200 13V14H201ZM228 13V12H227ZM242 13V12H241ZM250 13H252V12H250ZM257 13H259V12H257ZM5 14V15H4ZM11 14H13V13H11ZM29 14V13H28ZM130 15H131V13H129ZM208 14H206L207 16H208ZM217 14H218V12H217ZM246 14V16L244 17L245 19H247V15ZM20 15V14H19ZM24 15V14H23ZM143 15H145L144 13H143ZM205 15V14H204ZM206 15H205V17H206ZM214 15V14H213ZM219 15V14H218ZM222 15V14H221ZM223 15H224V13H223ZM229 15V14H228ZM240 15H242V14H240ZM257 15V14H256ZM261 15H264V14H261ZM11 16V15H10ZM18 16V15H17ZM27 16V15H26ZM26 16L25 17H23V18H25V20H26ZM36 16L37 15H35L34 17L36 18ZM129 16V15H128ZM139 16H140V14H139ZM162 16H164V15H162ZM211 16H209V17H211ZM232 16V15H231ZM22 17V16H21ZM29 17V16H28ZM38 17L39 18H41V16L40 15H38ZM43 17H45V15L43 16ZM88 17V16H87ZM132 17V16H131ZM135 17V16H134ZM133 17V18H134ZM201 17V16H200ZM208 17V19L211 21V19L212 18H214L213 16L211 17V19ZM217 18L218 17H220V16H216ZM225 17V16H224ZM227 17V16H226ZM229 17H230V15H229ZM234 17H236V16H234ZM11 18V17H10ZM100 18V19H101ZM129 18V17H128ZM138 18V16L136 17V19ZM141 18V17H140ZM201 18V19H202ZM207 18V17H206ZM206 18L204 19L205 21H208V19L206 20ZM217 18L215 19V21L217 22L218 20H217ZM223 18V17H222ZM222 18H220V19H222ZM243 18V19H244ZM19 18H17L16 17V19H14V21H16V20H18ZM30 19V18H29ZM132 19V18H131ZM130 19V20H131ZM196 19H198L199 20V18H197L196 17ZM200 19V20H201ZM236 19V18H235ZM22 20V19H21ZM134 20V19H133ZM138 20V19H137ZM169 20V19H168ZM197 20V21H198ZM213 20V19H212ZM239 20H241L242 21V19L240 18ZM250 19H248V21H249ZM62 22L61 23H67V19H65L64 17L62 18V20H61ZM103 21V20H102ZM102 21H101V24H102ZM121 21V22H120ZM180 21V20H179ZM202 21H203V19H202ZM214 21V22H215ZM260 21V20H259ZM105 21H103V23H104ZM132 22V21H131ZM138 22H140V21H138ZM146 22V21H145ZM168 22V21H167ZM242 22H244V21H242ZM262 22V21H261ZM9 23V22H8ZM105 23H107V21L105 22ZM129 23V22H128ZM196 23V22H195ZM195 23L193 22V24H192V26H195ZM208 23V22H207ZM108 24V23H107ZM134 24V23H133ZM173 24V25H174ZM25 25V24H24ZM132 24H130L129 26H131ZM146 25H148V24H146ZM169 25H170V22H169ZM242 25V26H241ZM240 25V33L238 34V35H233V36H222V37H220V38H217V39H215V40H213V41H211V40H209V39H207L206 38V40H209L210 42L208 43L207 42V45L205 44V45H202V43L203 42H205V41H203L202 43H197V44H199V45H197L196 44V42H193V44H196V45H193V46H191V49L189 50H187V51H185V52H183V54H181V53H178L177 54V52L176 51H178V49L177 50H174V49H172V47L175 45V43H174V41H170L171 43L169 44L167 41V43H168V45L170 46V47H168V46H166V47H168V48H165V49H170V50H174V51H171L170 52V50H169V53L168 52H166V54L165 55H167L168 54V57H166V65H164V63L163 64H161L162 66L160 67L159 65H160V62H164L165 60V58H164V54H161V55H163V58L162 59H159L160 57H159V55H155V57H159V58H157L156 60L157 61H151V60H144V59H146V57L148 58V57H150L151 56V54H152V52L150 53V56H148L147 54V56L144 54V52H143V54L144 55H142V57H145L144 59H141V57H140V60H139V58H138V60H136V62H134V63H131V64H133V67L134 66H137V71H138V74H141V73H149V74H153V75H156V74H160L159 72H161L162 70V72H164L163 74H162V72H161V74L164 76V74H165V71L167 70V72H169V69H170V67H172V66H176V64L178 63V64H180L178 61V59H179V54H181V55H183V57L187 60V63L189 62V65H190V72H188V70L186 69V70H184V71H186L184 74L186 75V76H189V79L187 80V82H189V80L190 81H192V80H195V76L196 77H198V79L197 80H199V81H203V82H206L207 84H208V81L210 80V76H212L209 72H207V71H205L207 68H208V70H209V65L213 62V66L215 67L217 64L216 63H223L224 61L226 62H228V63H230V65H233L234 64V66L236 65V64H238L239 62H241L240 64H242V65H244V66H242L241 68H242V72H241V74H242V79H241V82L243 81V80H245V81H247L248 80V82L249 81H252V83L254 84L255 82H256V84L258 83V81H257V79H259L260 77L259 76H257L256 78V81H255V77H254V75H256L255 74V71H256V64H255V60H257L259 57H264V47H262V46H264V22H262L261 24H258V22H257V24H254L253 23V21H251V22H244L243 24H241ZM116 26V25H115ZM148 26H150V25H148ZM182 26V27H183ZM185 26H184V28H185ZM24 27V26H23ZM22 27V30H27V28L29 29V27L28 26H26L25 25V27L26 28H23ZM100 27V29L102 30V31H98V33L100 34L99 35V37L101 36V35H103L104 37H102V38H105V36H107L108 35V28L106 29V27H104V29H102L101 27H102V25H100L99 26ZM109 27V26H108ZM140 27H143V26H140ZM170 27V26H169ZM186 27V28H187ZM196 27V26H195ZM194 27V28H195ZM30 28H32V27H30ZM152 28V27H151ZM155 29H156V27H154ZM151 29V31H153V30H155V29ZM197 28V27H196ZM4 29H6V28H4ZM10 29V28H9ZM12 33H13V35L14 36H16V38H18V39H21L23 36H25V35H23L24 33V31H22L21 30V28L19 29V27H18V29L17 30H19L20 32H18L17 33V31H16V27H13L12 26ZM96 29V30H95ZM115 29V28H114ZM133 29V28H132ZM132 29L130 28L129 30H131L132 31ZM136 29H138L137 27H136ZM158 29V28H157ZM187 29H190V27L189 28H187ZM192 29V28H191ZM2 30V29H1ZM11 30V29H10ZM9 30V31H10ZM51 30V29H50ZM110 30H111V27H110ZM128 30V33L130 32ZM145 30H147V31H150V30H148V28H145ZM159 30V29H158ZM22 31V32H21ZM92 30H90V32H91ZM155 31H157V30H155ZM173 32H174V29L172 30ZM172 31H171V33H172ZM4 33L6 32V30H4L3 31ZM27 32V31H26ZM95 32H94V34H95ZM101 32V33H100ZM127 32V31H126ZM125 32V33H126ZM170 32V31H169ZM206 32V31H205ZM204 32V33H205ZM109 33H110V31H109ZM152 33V32H151ZM155 33V32H154ZM156 33H158V32H156ZM175 33V32H174ZM179 32H177V34H178ZM117 34H119V33H117ZM116 34V35H117ZM142 34V33H141ZM161 34V33H160ZM254 34H256V36L258 35L259 37H258V39L255 37V36H253L252 37V35H254ZM27 35V34H26ZM92 35V34H91ZM90 35V36H91ZM120 35V34H119ZM124 35V34H123ZM123 35H122V37H123ZM129 35H132L131 34V32L127 35V36H129ZM167 35V34H166ZM169 35H175L176 36V34H168L167 36H169ZM22 36V37H21ZM156 36V35H155ZM166 36V37H167ZM27 37V36H26ZM98 37V38H99ZM109 37V36H108ZM108 37H107V39H108ZM116 37V36H115ZM118 37V36H117ZM213 37H215V36H213ZM212 37V38H213ZM256 39H255V38ZM23 38H25V37H23ZM132 38V37H131ZM150 38V37H149ZM161 38V37H160ZM169 38V37H168ZM116 40H117V38H115ZM122 39V38H121ZM157 39V38H156ZM248 39V40H247ZM78 40V39H77ZM90 41H92V36L90 37V39H89ZM105 40V39H104ZM110 40H112V39H110L109 38V41ZM114 40V39H113ZM115 40V41H116ZM136 41L138 40V39H135ZM145 40V39H144ZM144 40L142 41V42H144ZM150 40H152V38L150 39ZM163 40H165V38L163 39ZM168 40H171L170 38L168 39ZM147 41H149V40H147ZM41 42H43L42 40H41ZM79 42H81V41H79ZM103 42H105V41H103ZM121 42V41H120ZM164 42V41H163ZM112 43V42H111ZM116 43H117V41H116ZM122 43V42H121ZM137 43V42H136ZM113 44H114V42H113ZM141 44V43H140ZM174 44V45H173ZM45 45V44H44ZM81 45H83V42L81 43ZM84 45H86V44H84ZM111 45V44H110ZM142 45H144V44H142ZM116 44L115 45H113V47H114V49L116 48ZM120 46V45H119ZM172 46V47H171ZM54 47H55V45H54ZM108 47H110L109 45L107 46V48ZM111 47H112V45H111ZM148 47H150V46H148ZM174 47H176V46H174ZM85 48V47H84ZM106 48V47H105ZM105 48H104V50H105ZM181 48V47H180ZM147 49V48H146ZM164 49V50H165ZM4 50L5 51H11V50H15V51H18V53H15L16 55L17 54H19L20 56H22L23 58H25V57H28V56H30V51H29V46L26 44V43H24V44H22L21 45V47L19 46V45H17L16 43H15V45H13V46H10V47H5L4 48ZM108 50H109V48H108ZM108 50H106L107 52H108V54L112 51H108ZM148 50V49H147ZM181 50V49H180ZM14 51V52H15ZM106 51L105 52H102V54L103 53H106ZM183 51V50H182ZM253 51H255V52H253ZM74 50L73 49H71L70 50V52H68V53H71V55H74ZM93 53H94V51H92ZM148 52H149V50H148ZM14 54V56L15 57H17L16 55ZM37 55V54H36ZM91 55H92V53H91ZM160 55V56H161ZM94 57V56H93ZM154 57V56H153ZM155 57H154V59H155ZM253 57H254V59H253ZM95 58H96V56H95ZM151 59H152V57H150ZM37 59V58H36ZM93 59V58H92ZM159 59V60H158ZM34 60V59H33ZM162 60V61H161ZM35 61H39V58H38V60H35ZM57 61V60H56ZM74 61H76V60H74ZM73 61V62H74ZM183 61V60H182ZM12 63V62H11ZM82 63V61L80 62V64ZM107 64V63H106ZM130 64V65H131ZM183 64V63H182ZM215 64V65H214ZM1 65V64H0ZM59 65V64H58ZM93 65V64H92ZM164 65V66H163ZM9 66H10V63H5V65H4V68L3 69H1L2 70V72L3 73H5V72H7L8 71V69H9ZM77 66H79L78 64H77ZM81 66H82V64H81ZM84 66V65H83ZM86 66V65H85ZM132 66V65H131ZM179 66H181V64L179 65ZM200 66V67H199ZM73 67L74 66H71V68L73 69ZM162 67H164L163 69H161L160 70V68H162ZM177 67H178V65H177ZM194 67H198L199 68V70H198V68H196L197 70L196 71H198V73H199V71H200V74H195L194 75V73L192 74L191 73V71H193L195 68ZM218 67H220V66H218ZM223 67V66H222ZM95 68V67H94ZM111 68H113V67H111ZM173 68H175V67H172V69ZM201 68V69H200ZM83 69V68H82ZM181 68H179V70H180ZM237 69V68H236ZM176 70H177V68H176ZM178 70V71H179ZM212 70H213V67H212ZM172 71V70H171ZM211 71V70H210ZM12 72V71H11ZM66 72V71H65ZM71 72V71H70ZM134 72H135V70H134ZM176 72V71H175ZM180 72V71H179ZM105 73V72H104ZM178 73V72H177ZM190 73H191V75L193 76V79H192V76L190 77ZM99 74V73H98ZM96 75L95 77L93 76V77H89V78H83V79H81V78H79V79H75V80H73L72 81V85L71 86H73L74 88H79V87H81L82 89L81 90H83V92L85 93L86 91L85 90H87V91H89V90H91V88H92V82L94 83V81L93 80H95L96 82H97V85H99L100 86V88L104 91V88H106V87H108V84H110V83H114L115 85H116V87L115 86H113L116 90H118V88L120 89V83L122 82L123 83V81H122V78H121V74H123V72L122 73H119V72H116L115 73V71L114 72H110V73H108L107 72V74H104V75ZM146 75V74H144V76L146 75V77L148 76H150V75ZM168 74H170V73H167V74H165V75H168ZM173 74V73H172ZM210 74V75H209ZM259 74V73H258ZM157 75V76H158ZM162 75H160L161 77H162ZM174 75H176V73H174ZM180 75V74H179ZM206 75H209V76H207V77H210L209 79H206L205 81H204V78H207V77H205ZM215 75V74H214ZM91 76V75H90ZM141 78H142V76L141 75H139ZM137 77V76H136ZM135 77V78H136ZM140 77H138V78H140ZM145 77V78H146ZM148 77H147V79L146 80H148ZM151 77V76H150ZM213 77V76H212ZM216 77V76H215ZM56 78H57V76H56ZM74 78V77H73ZM135 78H133V79H131L132 81L133 80H135ZM152 78V77H151ZM150 78V79H151ZM155 78H157V77H154V79ZM158 78H159V76H158ZM166 78V77H165ZM167 78H170L171 80H172V77H170L169 75H168V77ZM185 78V77H184ZM184 78H183V80H184ZM249 78H251V79H249ZM153 78L151 79V80H154ZM175 79L177 80V78L175 77ZM187 79V78H186ZM254 81H253V80ZM140 80V79H139ZM144 80V79H143ZM163 80H165V79H163V77H162V79H161V82H163ZM183 80H182V82H183ZM208 80V81H207ZM216 80V79H215ZM214 80V81H215ZM260 80V79H259ZM126 81V80H125ZM137 80H135L133 83H128V82H130V79H129V81H127V83L128 84H126V82H124L123 84H124V87L123 88H126L128 91H132V92H137L136 94H138V92H139V88H140V86H137L138 84L137 83H135ZM142 81V80H141ZM156 81H158V80H156ZM165 81H168L169 82V79H166ZM218 81V80H217ZM148 81H146V83H147ZM152 82V81H151ZM150 82V84H152ZM167 82V85H168V87H169V83ZM194 81H192L191 82V84H194L193 83ZM202 82V83H203ZM224 82V81H223ZM248 82H246V83H248ZM122 83H121V85H122ZM155 83V82H154ZM164 83V82H163ZM171 83V82H170ZM175 83H177V82H175ZM196 83H197V81H196ZM214 84H216V81L215 82H213ZM219 83H220V81H219ZM42 84H44V83H42ZM41 84V85H42ZM140 84V83H139ZM159 84V83H158ZM184 84V83H183ZM182 84V85H183ZM187 85H188V83H186ZM218 84V83H217ZM249 84V83H248ZM248 84H246V85H248ZM11 85V84H10ZM68 85V84H67ZM119 85V87L117 88V86ZM145 85V84H144ZM164 85V84H163ZM163 85H162V87H163ZM166 85V86H167ZM200 85V84H199ZM198 85V86H199ZM202 85V84H201ZM205 86H206V84H204ZM203 85V86H204ZM229 85V84H228ZM154 86H157V85H154ZM165 86V85H164ZM178 86V85H177ZM181 86V85H180ZM192 86V85H191ZM214 86V85H213ZM224 86H225V84H224ZM143 87V86H142ZM148 87V86H147ZM159 87V86H158ZM162 87H161V89H162ZM171 87V86H170ZM175 87H176V85H175ZM175 87H174V90L176 91H178V89L176 88L175 89ZM179 87V86H178ZM185 87H187V86H185ZM195 90H196V92H197V86L195 85ZM201 87V86H200ZM215 87H218V86H216L215 85ZM221 86L219 85V90L221 89L220 88ZM152 88V87H151ZM155 88V87H154ZM166 89H170V88H167V87H165ZM189 88V87H188ZM211 88V86H209V89ZM234 88V87H233ZM247 88V87H246ZM142 88H140V90H141ZM156 89H157V87L155 88V91H156ZM164 89V88H163ZM165 89V90H166ZM179 89H181V88H179ZM183 89V88H182ZM182 89L181 90H179L178 91V93L179 94H182L181 92H182ZM194 88H193V86H192V90H193ZM205 88H202L201 87V90H204ZM215 89V88H214ZM213 89V90H214ZM225 89V88H224ZM7 90V89H6ZM37 90H39V88L37 89ZM40 90H42L41 88H40ZM45 90V89H44ZM43 90V91H44ZM68 90V92H66V95H70L71 94V92L72 91H69L70 89H67ZM116 90H114V92L116 91ZM150 90H152V89H150ZM165 90H164V92H165ZM172 90H173V85H172ZM216 90V89H215ZM46 91V90H45ZM121 91H122V88H121ZM121 91H119L118 90V92H117V97H118V95L120 94L119 92H121ZM124 91V90H123ZM158 91H160L161 92V90L158 88ZM170 91V90H169ZM174 91V92H175ZM189 91H191L190 90V88H189ZM207 91V90H206ZM205 91V92H206ZM37 92V91H36ZM42 92V91H41ZM81 92V91H80ZM109 92H111V91H109ZM144 92H145V90L143 91V95H144ZM149 92V91H148ZM154 92V91H153ZM152 92V93H153ZM164 92H162V93H164ZM185 92V91H184ZM205 92H203V93H205ZM216 92V91H215ZM236 92V91H235ZM38 93H39V91H38ZM43 93V92H42ZM41 93V94H42ZM75 94L76 93H78V91H76V92H74ZM84 93H82V94H80V97L82 98L83 96H85L84 97V100H88L87 101V103L88 102H90L91 101V99H93V98H91L89 95H87V96H89L90 97V101H89V98L86 96V95H83ZM113 93V92H112ZM167 93V92H166ZM170 93H172V91L170 92ZM178 93H175L174 94V96L177 94L178 95ZM200 93H201V91H200ZM202 93V94H203ZM221 93V92H220ZM4 94H5V92H4ZM35 94H37V93H35ZM40 94V93H39ZM38 94V96H40ZM57 94V93H56ZM75 94H73V95H75ZM110 93H108V95H109ZM140 94H141V92H140ZM150 94V93H149ZM148 94V95H149ZM154 94V93H153ZM167 94H169V93H167ZM184 94V93H183ZM183 94H182V96H183ZM188 94H189V92H188ZM191 95H192V93H190ZM194 94H195V92H194ZM197 94V93H196ZM195 94V95H196ZM214 94V93H213ZM251 95H252V93H250ZM250 94H248V95H250ZM81 95H83V96H81ZM103 95V94H102ZM122 95V94H121ZM121 95H119V96H121ZM147 95V94H146ZM145 95V96H146ZM160 95V94H159ZM170 96L171 95H173V94H169ZM198 95V94H197ZM196 95V96H197ZM38 96H35L36 97V99L35 100H37V97ZM56 96V95H55ZM60 94H57V98L59 97L60 98ZM63 96V95H62ZM72 96V95H71ZM78 96H79V94H78ZM93 96H95V95H93ZM111 96V95H110ZM109 96V97H110ZM113 96V95H112ZM129 96V95H128ZM134 96V95H133ZM136 96V95H135ZM134 96V97H135ZM145 96H142V97H145ZM151 96H152V94H151ZM153 96H155V95H153ZM193 96V95H192ZM191 96V97H192ZM208 95H206V97H207ZM224 96H225V93H224ZM237 96V98H239V94H237L236 95ZM31 97V96H30ZM88 98V99H85V98ZM105 97V96H104ZM107 97V96H106ZM108 97V98H109ZM130 97V96H129ZM128 97V98H129ZM140 97V96H139ZM148 97V96H147ZM156 97H158V93H157V96ZM161 97V96H160ZM177 97V96H176ZM176 97H174V99H173V102H174V100H176ZM195 97V96H194ZM198 97V96H197ZM199 97H200V95H199ZM250 97V96H249ZM32 98V97H31ZM34 98V97H33ZM40 98V97H39ZM70 98H72L73 99V97H70ZM95 98L96 97H94V100H95ZM136 98V97H135ZM151 98H153V97H151ZM151 98L149 99L148 98V100H151ZM155 98V97H154ZM180 98H181V96H180ZM227 98V97H226ZM68 99H69V97H68ZM68 99H66L67 101H68ZM118 99H119V97H118ZM124 99V98H123ZM123 99H122V101H123ZM141 99V98H140ZM140 99L138 98V101L140 102ZM170 99V98H169ZM191 99V98H190ZM16 100H18L19 102H21L20 101V99H17L16 98ZM16 100L14 99L13 101H15L14 102V104L13 105H15V103H16ZM29 100V99H28ZM34 100V101H35ZM76 100V99H75ZM78 100V99H77ZM98 100V99H97ZM106 100V99H105ZM104 100V101H105ZM134 100H136V99H134ZM142 100V99H141ZM160 100H162V99H160ZM165 100H167V99H165ZM177 100L179 101L180 99H179V96L177 97ZM176 100V101H177ZM227 100V99H226ZM27 101V100H26ZM33 101V100H32ZM61 101H62V104L65 102V99L63 100V98L60 100V101H55V102H53V103H51V104H49L50 106L51 105H58L59 103H61ZM64 101V102H63ZM108 101V100H107ZM120 101V100H119ZM144 101V100H143ZM145 101H146V99H145ZM152 101V100H151ZM170 101L171 100H169V103H170ZM181 101V100H180ZM184 102H186V99L185 100H183ZM251 101H253V99H251ZM56 102H57V104H56ZM77 101H75V103H76ZM79 102H80V100H79ZM79 102H77V103H79ZM84 102V101H83ZM83 102H81L82 103V105H83ZM98 102H99V100H98ZM98 102H92V103H88V105H87V103H86V105L89 107V105L90 104H95V103H97V105H98ZM103 102V101H102ZM106 102V101H105ZM108 102H111V100L109 99V101ZM117 102V101H116ZM153 102H154V100H153ZM183 102V103H184ZM256 102V101H255ZM258 102V101H257ZM11 104H12V102H10ZM26 103V102H25ZM69 103H72L71 102V100L69 101ZM75 104L76 105V110H77V108H79L80 107V109L82 108L83 109V107H84V105L83 106H81V105H78V104ZM118 103V102H117ZM142 103V102H141ZM146 103V102H145ZM157 103H159V102H157ZM241 103V108H242V102H240ZM252 103V102H251ZM10 104V105H11ZM65 104V103H64ZM80 104V103H79ZM93 104V107L92 106H90V107H92V108H90V110H89V108L87 107V109H86V107L84 108V111L85 110H87V111H89V112H96V111H94V109L96 108V107H98L97 105H96V107H95V105ZM106 104L107 103H105V105L103 104L102 106H105L106 107ZM120 104V103H119ZM123 104V103H122ZM127 104V103H126ZM151 104H152V102H151ZM171 104H172V102H171ZM255 104H257V103H255ZM25 105H27V104H25ZM30 105H32V104H30ZM79 107H78V106ZM113 105V104H112ZM114 105H115V102H114ZM113 105V106H114ZM142 105V104H141ZM147 104H145L144 105V107H145V109H147L148 107V105H150V104H148L147 106H146ZM162 105V104H161ZM165 105V104H164ZM173 105H175L176 106V109L178 110L177 112L178 113H176V116H178V114L180 113V108H179V106H181L182 105V102H181V104H180V102H178V106H177V104L175 103V104H173ZM173 105H171L172 106V108L174 107ZM185 105V104H184ZM183 105V106H184ZM254 105V104H253ZM9 106V105H8ZM21 106H23V105H21ZM67 105H60V107H63V109H64V107H66ZM69 106V105H68ZM67 106V107H68ZM100 106H101V104H100ZM101 106V107H102ZM119 105H117V106H115V107H118ZM123 106H124V104H123ZM122 105H120V107H123ZM126 106V105H125ZM143 106V105H142ZM155 106H157V104H156V102H155ZM166 106V105H165ZM168 106V105H167ZM170 106V105H169ZM169 106H168V109L166 108V110H170L169 109ZM250 106V105H249ZM255 106H257V105H254V111H256V110H258V109H256V107ZM260 106V105H259ZM259 106H258V108H259ZM23 107H25V106H23ZM27 107V106H26ZM30 107V106H29ZM28 107V108H29ZM43 107H45V106H43ZM52 108H53V106H51ZM109 107V106H108ZM143 107V108H144ZM147 107V108H146ZM154 107V106H153ZM185 107H186V111L188 110V111H190V109H187V107L189 108V104H188V101H187V105H185ZM185 107H183V108H185ZM192 107V106H191ZM252 107V106H251ZM5 108H7V110L9 111H7V113L9 114L10 112L11 113H13L14 112V107H12V108H10V109H8V107L7 106H5ZM16 108H17V106H16ZM47 108V107H46ZM57 108V107H56ZM99 108V107H98ZM97 108V109H98ZM103 108V107H102ZM101 108V109H102ZM110 108H112V107H110ZM152 108V107H151ZM181 108H182V106H181ZM182 108V109H183ZM217 108H219V107H217ZM262 108H264V105H262ZM48 110L50 109V107H48L47 108ZM47 109H45L46 111H47ZM54 109H55V106H54ZM58 109V108H57ZM80 109L79 110H77V112L78 111H80ZM97 109H95V110H97ZM118 108H116L115 110H117ZM124 109V108H123ZM158 109V108H157ZM175 109V108H174ZM232 109V108H231ZM242 109H244V107L242 108ZM4 109H2V115L1 116H3V111ZM60 110V109H59ZM59 110H57L58 111V113H59ZM62 110V109H61ZM60 110V111H61ZM65 110H66V108H65ZM69 110H70V108H69ZM93 110V111H92ZM105 110V109H104ZM118 110H121L120 108L118 109ZM164 110V109H163ZM173 110V109H172ZM185 109H183V111H184ZM13 111V112H12ZM15 111H16V109H15ZM23 111V110H22ZM68 111V110H67ZM75 111V110H74ZM142 111H143V109H142ZM148 112H149V108H148V110H147ZM154 111V110H153ZM182 111V110H181ZM183 111H182V113H183ZM240 110H238L237 111V113H234V110L231 112L232 114H233V116H232V114H230V117H232L231 118V120H230V123H231V126H232V132L231 133H227V132H223V134H218V133H216V131L214 132V133H212V131L210 132V130L209 131H205L206 132V136H208L210 133L212 134H210V136H213V138L214 139H212V141H211V143L213 144H217V145H215V147H214V149L212 150L211 149V146H210V144L208 145V144H206V142H205V144H202V143H198V138H199V140H200V136H201V134H200V132L201 131H199V133H198V131H197V128H198V126H197V124H196V122H198L196 119V122L194 121V123L196 124H194L193 126H187L189 123H190V121H189V123L188 124H184L183 122H184V120H182L183 122H181V121H179L178 119L179 118H181L180 117V115H182V113L181 114H179V118L178 117H176V116H174L175 118L172 120L173 121V123L176 121V120H178L179 122L178 123H175L174 124V126L172 127V129H171V131H169L170 132V136H169V138H167V135H166V137H164L165 135V133H166V131H165V133H162L161 134V129L160 128H153L152 127V129L151 128H149L148 130H149V132H146L147 130L144 128V126H143V128L141 129L142 131H143V136L145 137V138H147V140L149 141V143L148 144H151V146H150V154L152 155V156H154V158H155V156L158 154V153H156V151H157V149L159 150L161 147L162 148H164L163 150H164V152L166 151V152H168L167 154H168V159H170L169 157H175L176 158V160H177V162L179 163V164H182V166L183 167H180L181 169L182 168H184L185 170V172L187 173V175H191L194 171H195V169L196 168H198L197 166H198V162H196L197 163V165H196V163H195V161H194V163L193 162H191L190 160H188V158H189V155L187 156L186 154H179L180 152H179V150L177 151L176 150V148H179L180 147V145H184V146H186V150H190V148L191 149H193L195 152H196V156H198V158H201V160H208L209 159V163L208 164H212L213 163V161L215 160V156L216 155H220V153H221V155H223L222 157H224L226 160L227 159H232V157H235V155L236 154H238L240 151H242V149H243V147H245V149H246V146L247 147H250V148H253V149H260L259 150V152H261V150L262 151H264V111H262V109H261V111H262V113L260 112V114H259V116H260V118H259V116L258 115H254V117H253V114L252 113H250V112H247V111H243L244 113H245V115L247 116V118L248 119H244V118H242V114H244V113H242L241 111L239 112ZM48 113H49V111H47ZM52 112H54V111H52ZM52 112H50L51 113V115H52ZM77 112H74V113H76V114H78L79 115V113H77ZM98 112H99V110H98ZM98 112H97V114H98ZM143 112H145V110L143 111ZM148 112H145V114L146 113H148ZM150 112H151V109H150ZM163 112V111H162ZM173 112H174V110H173ZM173 112H171L170 111V114L171 113H173ZM218 112V111H217ZM11 113H10V115H11ZM15 113V112H14ZM32 112H30V114H31ZM48 113H45V114H47L48 115ZM61 113H63V114H65V112H64V110H62L61 111ZM72 113V112H71ZM70 113V114H71ZM86 114H87V112H85ZM102 113V112H101ZM123 113V112H122ZM158 113V112H157ZM187 113L188 112H186V115H187ZM29 114V115H30ZM54 114H56V113H54ZM89 114V113H88ZM92 114V113H91ZM94 114V113H93ZM161 114V113H160ZM184 114V113H183ZM189 114V113H188ZM200 114H202V113H200ZM228 114H229V112H228ZM4 115H5V113H4ZM27 114H24V118L25 117H28L29 115H27ZM32 115V114H31ZM30 115V116H31ZM46 115V116H47ZM60 115H62V114H60L59 113V116ZM78 115H76V117H74V118H76L77 119V117H78ZM80 115H82V114H80ZM121 116H122V114H120ZM156 115V114H155ZM154 115V116H155ZM203 115V114H202ZM223 115V114H222ZM40 116V115H39ZM46 116H44V118L46 117ZM50 118H51V116L50 115H48ZM54 116V115H53ZM75 116V115H74ZM100 117V114L99 115H97V117ZM101 116H103V113L101 114ZM143 116H145L144 115V113H143ZM150 116V115H149ZM148 116V117H149ZM37 117H38V115H37ZM41 117V116H40ZM88 117V120H86L87 122L89 121L90 122V120H89V118L90 119H92L93 118V116H87V115H85V119ZM92 117V118H91ZM97 117H95V119L97 118ZM147 117V118H148ZM159 117V116H158ZM186 117V116H185ZM199 118L200 116H196V117H194V118ZM206 117V116H205ZM209 117V116H208ZM223 117V119L225 118L224 116H222ZM32 118H33V115H32V117H31V121H32ZM39 118V117H38ZM42 118V117H41ZM58 118V117H57ZM62 118H64L63 116H62ZM65 118H67V117H65ZM73 118V120L75 121V119ZM145 119H146V116L144 117ZM178 118V119H177ZM183 118V117H182ZM213 118V117H212ZM17 119V117L15 118V120L14 121H17L16 120ZM18 119H19V117H18ZM21 119V118H20ZM26 119V118H25ZM28 119V118H27ZM36 119V118H35ZM48 119V118H47ZM52 119V118H51ZM100 119V118H99ZM99 119H96L97 121H95V124H96V122H98V120ZM120 119H121V117H120ZM151 119H153V118H151ZM184 119V118H183ZM202 119H204V116H203V118H200V120H202ZM207 119V118H206ZM220 119V118H219ZM249 119H251V121H252V123H250V122H248L247 120H249ZM11 120V119H10ZM44 120H46V118L44 119ZM70 120H72V115H71V118H70ZM103 120H105V119H103ZM103 120H100V122H98L97 124V126L99 127V128H97L96 130H93L94 128H93V124H94V121L93 122H91V123H88V124H92V125H88V124H86V125H88L90 128H91V126H92V128L93 129H91L92 130V133H91V135L93 134V132L96 134L98 131V129H102V130H99V132L100 131H102V132H104L103 131V128H101L100 126H99V124L101 125L102 123H103ZM109 120V119H108ZM107 120V118H106V120H105V123H103V124H106V125H108V123L109 124H111V123H113L112 121H108ZM115 120V119H114ZM156 120V119H155ZM181 120V119H180ZM186 120V119H185ZM21 122H22V120H20ZM20 121H18V123L20 122ZM30 121V120H29ZM36 121V120H35ZM41 121V120H40ZM49 121H50V119H49ZM49 121H47V123H48V125H49V123H51V122H49ZM52 121V123H53V121H54V119H52L51 120ZM59 121H61V120H59ZM69 121V120H68ZM146 121V120H145ZM147 121H148V119H147ZM149 121L151 122V124H152V121L149 119ZM148 121V122H149ZM191 121H193V119H191ZM211 122H212V120H210ZM217 121V120H216ZM23 122H25L24 120H23ZM22 122V123H23ZM37 122H38V120H37ZM45 122V121H44ZM44 122H40V125H42ZM58 122V121H57ZM65 122V124H66V126H67V121L65 120L64 121ZM64 122L62 121V123H61V125L63 124L64 125ZM83 122H85V121H83ZM106 122H108V123H106ZM111 122V123H110ZM116 122V121H115ZM123 122H124V124H123ZM148 122L146 123L148 126H150L149 124H148ZM204 122V121H203ZM206 122H207V120H206ZM12 123H13V121L11 120V123H9L10 125H9V128L8 129H10L11 127H12ZM15 123H17V122H15ZM36 123V122H35ZM34 122H33V124L31 125V127H30V129H32L33 127V125L35 124ZM42 123V124H41ZM47 123H46V125H47ZM55 123V122H54ZM70 123V122H69ZM71 123H73V122H71ZM71 123L69 124V128L71 127L70 125H71ZM120 123H121V121H120ZM172 123V124H173ZM208 123V122H207ZM216 123V122H215ZM37 124H39V123H37ZM58 124L60 125V122H58ZM82 124V123H81ZM81 124H79L80 126H84V124L83 125H81ZM114 124V123H113ZM115 124H117V123H115ZM115 124H114V126H115ZM122 125H124V126H126L125 125V120L124 121H122V123H121ZM121 124H117V128H119L120 127V125ZM127 124H129V122L127 123ZM144 124H145V122H144ZM156 124V123H155ZM160 124H162V123H160ZM200 124V123H199ZM205 124V123H204ZM208 124H210V123H208ZM214 124V123H213ZM220 124H221V126H223V124H225V122L222 124L221 122H220ZM229 124V123H228ZM6 125V124H5ZM13 125H15V124H13ZM40 125H37V126H40ZM52 125H54V124H52ZM51 125V126H52ZM56 125V124H55ZM54 125V126H55ZM59 125H58V127H59ZM60 125V126H61ZM63 125H62V128H61V130L59 131V132H62V133H64V131H66V133H67V130L69 129H64V127H63ZM105 125V126H106ZM121 125V126H122ZM163 125V124H162ZM16 126V125H15ZM28 126V125H27ZM35 126V125H34ZM50 126V125H49ZM50 126V127H51ZM65 126V127H66ZM88 126H86L85 128H86V130L88 129L87 127ZM96 125L94 126L95 128L97 127ZM105 126H103V127H105ZM111 127L110 128H108V126H107V128H106V130L108 129V131L106 132V134L105 135H107V136H105V135H103V136H105L106 138H107V140H106V142L108 141V140H110L111 141V139H114V140H116V137L118 136H116V134H117V132H119V135H121V133H122V131L121 130H117V132L115 131V130H113V129H115V127L114 126H112V124L110 125ZM128 126H130V125H127V127ZM139 126V125H138ZM152 126V125H151ZM172 126V125H171ZM170 126V127H171ZM206 126H208L209 127V125H206ZM220 126V127H221ZM8 127V126H7ZM7 127H5V128H7ZM21 126L19 125V127L17 128V129H21L20 128ZM46 127H48V126H45V130H47L46 129ZM49 127V129H51ZM57 127V126H56ZM53 128L52 127V129L51 130H48L49 132H51V134L52 135H54V134H56L57 133V130H59V129H57V128ZM76 127H77V124H76ZM112 127H114V128H112ZM126 127V128H127ZM195 127H197L196 129H195ZM225 127H226V125H225ZM227 127H228V125H227ZM226 127V128H227ZM229 127H230V125H229ZM229 127H228V129H229ZM13 128V127H12ZM11 128V129H12ZM24 128V130H25V126L24 127H22V129ZM28 128V127H27ZM37 128H39V127H36V129H35V127H34V129H32V130H34V133L36 132V130H39V129H37ZM84 128V129H85ZM125 128V127H124ZM131 128H132V126H131ZM207 128V127H206ZM213 128V127H212ZM211 128V129H212ZM217 128V127H216ZM239 131V133H236V129ZM7 129V130H8ZM10 129V130H11ZM14 129L16 130V128L14 127ZM62 129H64V130H62ZM76 129V128H75ZM163 129H165L166 130V128L164 127ZM162 129V130H163ZM207 129H209V128H207ZM220 129V128H219ZM219 129H218V131L217 132H219ZM221 129H223L222 127H221ZM230 129H231V127H230ZM15 130H13V133H14V131ZM19 130H17L16 132H18L17 134H20V135H22V136H20V138L22 137L23 138V134L22 133H26V132H24V130H20L21 132H19ZM27 131H28V129H26ZM45 130H44V132H45ZM71 130L72 129H70V131H69V133H72L71 134V136H73L74 134H77V133H80V135L82 134L78 129H76V133H74L73 134V130H72V132H71ZM81 130H83V127H82V129ZM123 131H126V130H124V129H122ZM168 130H170L169 128H168ZM167 130V131H168ZM204 130H206L205 128H204ZM9 131V130H8ZM79 131V132H78ZM87 131H89V132H87ZM85 133H84V131H83V134H85V136H83V135H81V136H83V139H84V137L87 139V138H93V136H88V135H86V134H90V130H87ZM97 131V132H96ZM115 131V132H114ZM127 131H128V129H127ZM133 130H131V132H132ZM141 131V132H142ZM228 131V130H227ZM231 131V130H230ZM229 131V132H230ZM3 134L5 133V132H3V130L1 131ZM30 132V131H29ZM32 132V131H31ZM31 132H30V134H31ZM104 132V133H105ZM121 132V133H120ZM139 132H140V130H139ZM163 132V131H162ZM168 132V133H169ZM13 133H10V134H8V133H6V134H8V136H9V140L11 139L12 140V134ZM33 133V134H34ZM40 133V132H39ZM60 134V133H58V134H60V136L62 137L64 134L66 135V133H64V134ZM112 133H116L115 134V136L114 135H112ZM123 133H125V132H123ZM133 133H135V132H133ZM145 133L147 134V135H145ZM167 133V134H168ZM197 133H198V135H199V137L197 136ZM202 133H204V132H202ZM220 133V132H219ZM225 133V134H224ZM244 133H246V134H248L249 136H246ZM16 134V133H15ZM27 134V133H26ZM29 134V133H28ZM32 134V135H33ZM42 134H43V132H42ZM48 134V133H47ZM100 135H101V133H99ZM136 134H138V132H136ZM226 134H227V136H226ZM1 135V134H0ZM36 135V134H35ZM79 135V136H80ZM134 135V134H133ZM133 135L131 136V138L133 137ZM139 135V138H137V139H140V133L138 134ZM242 135H244L246 138L244 139L243 138V136ZM1 136H4V135H1ZM12 138H11V137ZM38 136H40V134L38 135ZM37 136V137H38ZM47 136V135H46ZM51 136V135H50ZM60 136H59V138H60ZM67 136H68V133H67ZM112 136H113V138H112ZM124 136H125V134H124ZM123 136V137H124ZM129 136V135H128ZM19 137V136H18ZM25 137H26V135H25ZM30 137V139H31V137L32 136H29ZM54 137V136H53ZM56 137V139L58 138V135L57 136H55ZM55 137H54V141L56 142V139H55ZM73 137H78V135L76 136H73ZM95 138H94V140L96 139V136H94ZM138 137V136H137ZM198 137V138H197ZM15 138L16 137H14V140H15ZM21 138V139H22ZM34 138V137H33ZM43 138V137H42ZM48 138V137H47ZM50 139H51V141H52V137H49ZM65 139L66 137L64 136V137H62L61 139ZM69 138V137H68ZM70 138H72V137H70ZM79 138V137H78ZM78 138L76 139V140H78ZM98 138H99V136H98ZM97 138V139H98ZM111 138V139H110ZM121 138V137H120ZM144 138V139H145ZM2 140H3V142L4 141H6L5 140V138H1ZM49 139V140H50ZM60 139V140H61ZM100 139V138H99ZM104 139V138H103ZM126 139V137H124V139L123 140H125ZM34 140V139H33ZM39 141L37 142V143H35L34 145L37 147L38 146V148L42 145V144H40L41 142L40 141H42V140H40V139H38ZM66 140H68L67 138L64 140V141H66ZM88 140V150L87 151H84L87 155L90 153V155H94V154H91V153H93V152H95V151H92V150H89V143H90V145L91 146H93L91 143H95V142H93L94 140H89V139H87ZM117 140H118V138H117ZM116 140V141H117ZM122 140V139H121ZM121 140H119V141H121ZM129 141L131 140V139H128ZM127 139H126V141H128ZM133 140V139H132ZM131 140V141H132ZM141 140V139H140ZM140 140H139V145L141 146V143H140ZM203 140V139H202ZM17 141H19V140H17ZM22 141V140H21ZM23 141H24V139H23ZM22 141V142H23ZM25 141H27V140H25ZM30 142H32L31 140H29ZM29 141H27L28 143H29ZM37 141V140H36ZM46 141H48V140H46ZM62 141V140H61ZM61 141H59L58 140V142L60 143V145L62 144L61 143ZM90 141V142H89ZM97 141V140H96ZM119 141H117V143L119 142ZM131 141L129 142L130 144H131ZM135 141V140H134ZM203 141H205V140H203ZM0 142H1V140H0ZM7 142H9L8 140H7ZM20 142V141H19ZM43 142H45L44 140H43ZM68 142H69V140H68ZM133 142V141H132ZM145 143H146V141H144ZM143 142V143H144ZM57 143V142H56ZM64 143V142H63ZM76 144H77V141L75 142ZM115 144L114 145V141H113V143H112V141L110 142V145H109V147L110 146H117L118 144ZM127 144H128V142H126ZM134 143L135 142H133L132 143V145H129V146H134ZM5 144V143H4ZM9 144V143H8ZM21 144V143H20ZM23 144H25V143H23ZM22 144V145H23ZM27 144V143H26ZM125 144V142L122 144V146L119 148V150H121V148L123 147L124 149H125V146L126 145H124ZM211 144V145H212ZM1 145H3L2 143H1ZM0 145V146H1ZM28 145V144H27ZM32 146V144H29V148ZM58 145L59 144H56V147H58ZM59 145V146H60ZM128 145H127V150H129V149H131L130 147H128ZM145 145V144H144ZM143 145V146H144ZM5 146V145H4ZM25 146V145H24ZM70 145H69V143H68V149L70 148L69 147ZM142 146V148H144ZM8 147V146H7ZM23 147V146H22ZM45 147V146H44ZM67 147V146H66ZM109 147H108V149L106 150L104 147L102 148V151H103V149L104 150H106L107 152H108V150H110L111 151V149H109ZM117 147H119V146H117ZM145 147H147V146H145ZM182 148H180L182 151H183V149H184V147L183 146H181ZM187 147H189V149H187ZM23 148H28V147H23ZM55 148V147H54ZM59 148H61V146L59 147ZM87 148V147H86ZM113 148L114 147H112V151H113ZM129 148V149H128ZM136 148H139V147H136ZM136 148H133V149H136ZM148 148V147H147ZM161 148V149H162ZM222 148V149H221ZM3 149V148H2ZM43 149V148H42ZM66 149V148H65ZM75 149H77V147L75 148ZM117 150H118V148H116ZM133 149L132 150H130V152L129 153H132V151H133ZM0 150H1V148H0ZM27 150V149H26ZM60 150V149H59ZM73 150V149H72ZM72 150L70 151L71 152V154H72V157H71V159H72V161H73V157H74V155H76V154H73L72 153ZM117 150L115 151V152H117ZM123 151V152H125V154L127 155V152L128 151ZM142 150H144V149H142ZM142 150H140V151H142ZM147 150H149V149H147ZM147 150H146V153L144 152V151H142L143 153H144V155L145 154H148L147 156L149 157L150 155H149V153H147ZM3 151V150H2ZM29 151V150H28ZM32 151V150H31ZM31 151H29V153L31 154ZM37 151H38V149H37ZM42 151H45L44 149L42 150ZM52 151H54L55 153L58 151V149L56 148V150H52ZM62 151V150H61ZM65 152L67 151V149L66 150H64ZM63 151V152H64ZM88 151H90L89 153H88ZM101 150L99 151L100 153L102 152ZM106 151H103V154L105 155V152ZM136 151H139V150H137L136 149ZM160 151H162V150H160ZM33 154L32 155H36V154H38L39 152H36L35 151V149L33 150ZM36 152V153H35ZM58 152H60V151H58ZM62 152V153H63ZM64 152V153H65ZM83 152V151H82ZM114 152V153H115ZM134 152V151H133ZM163 152V151H162ZM162 152H160L161 154H162ZM177 152H179V153H177ZM245 152V151H244ZM0 153H3V152H0ZM28 153V152H27ZM28 153V154H29ZM40 153H41V151H40ZM43 153V152H42ZM96 153V152H95ZM97 153H98V151H97ZM97 153L95 154L96 156V158L93 156L92 158H91V160L93 159V158H95V159H97L98 160V166H97V164L95 165V167H99L98 169H97V171H96V169H95V167H94V163L92 164V163H90L91 161H89V163L90 164H92L91 166H92V168H94V169H92V168H89L90 167V165H88L87 164V166H86V162L85 163H83L84 162V160L86 159V161H87V158L86 157H84V159H82L83 160V162L81 161V159H80V161H81V163H82V165L83 164H85V165H83V167H81V168H83L82 170H84V166L86 167V170H87V168H89L91 171H89V172H93V170L95 171V173L96 172H98L100 169H101V165H99L100 163H105V162H103V160H104V158H102V156H103V154H102V156H101V158L103 159H101L100 160V156H98L97 155ZM99 153V154H100ZM111 153V155L112 156H110V157H114V155H116V153L113 155L112 154V152H110ZM118 153V152H117ZM128 153V155H130ZM135 153V152H134ZM139 154H140V152H138ZM142 153V154H143ZM176 153V154H175ZM183 153H184V151H183ZM218 153V154H217ZM242 153V152H241ZM59 154V153H58ZM60 154H61V152H60ZM70 154V153H69ZM69 154L68 153H66V157L67 158H65V159H68L70 156H71V154H70V156H69ZM82 154L83 153H81V155L80 156H82ZM85 154V155H86ZM119 154V153H118ZM166 154V155H167ZM240 154V153H239ZM63 155V154H62ZM85 155H83V156H85ZM122 155V154H121ZM134 155V154H133ZM133 155H131V157L133 156ZM135 155H137V154H135ZM143 155V156H144ZM165 155V156H166ZM170 155V156H169ZM240 155H242V154H240ZM240 155H238V156H240ZM244 155V154H243ZM37 156V155H36ZM35 156V157H36ZM49 156H52V155H49ZM108 156V157H109ZM142 156V155H141ZM140 156V157H141ZM143 156H142V158H143ZM146 156V157H147ZM161 156H163L164 157V153H163V155H161ZM187 156V157H186ZM237 156V157H238ZM22 157V156H21ZM24 157V156H23ZM32 157V156H31ZM44 157H46V158H48V156H44ZM44 157H42V159H41V162L42 161H46V160H44ZM99 159H98V158ZM107 157V156H106ZM106 158V159H109V158ZM119 158V156L117 155L116 156V158ZM138 157V156H137ZM139 157V158H140ZM145 157V158H146ZM147 157V158H148ZM157 157V156H156ZM163 157H162V159H163ZM194 157V156H193ZM221 157V158H222ZM237 157H235L236 158V160L235 161H237ZM241 157V156H240ZM0 158H1V155H0ZM18 158V157H17ZM50 158V157H49ZM59 158H61V157H59ZM58 158V159H59ZM76 159H77V156L75 157ZM90 157H88V159H89ZM117 158V159H118ZM120 158H122V157H120ZM119 158V159H120ZM124 158H126V157H124ZM134 158H135V156H134ZM145 158H143L142 160H141V158L139 159V160H141L142 162H144L143 160L145 159ZM146 158V159H147ZM235 158H233V159H235ZM2 159H3V157H2ZM11 159H13L14 160V158H11ZM32 159H34V158H32ZM53 159H55L53 156H52V162H53ZM56 159H57V157H56ZM57 159V160H58ZM65 159H63V157H62V161H67V160H65ZM70 159V158H69ZM94 159V160H95ZM161 159V158H160ZM159 158L157 159V160H159L160 162L162 161V160H160ZM241 159V158H240ZM1 160V159H0ZM3 160H6V158L5 159H3ZM10 160V159H9ZM13 160H10V161H8V159L5 161L6 162V164L5 163H3L4 165H7V164H9V162H13ZM18 160H19V158H18ZM38 160L39 159H37L36 161L38 162ZM50 161H51V159H49ZM59 160H61V159H59ZM57 161V162H60V161ZM75 160V159H74ZM96 160V161H97ZM110 160H112L111 158H110ZM131 160H133V159H131ZM131 160L129 161V159L127 160V161H129L131 164H128V166H130V167H127L126 165H125V167L126 168H129L132 172L131 173H129L127 176H126V171L124 172L125 173V177H122V178H118L116 175H117V172H115V171H113V170H111V168H109L110 166H108V168H106L105 166H106V164L103 166L102 165V168L103 169H101V171H103L104 170V167L106 168V169H108L110 172H108V173H110V175L107 173V171L108 170H104L103 172L104 173H102L101 171H99V174L101 173V175H103V176H106V180H104V178L105 177H103V180L105 181V182H103V183H99V184H97V185H94L93 187H95V189L97 190L96 191V193H97V196H99L100 198H101V202L103 203V207H105L107 210H109L110 212H111V214H112V221H113V223H115V225H119L120 223H122V222H124L123 221V219H126V215H125V212H124V209H123V207H122V205H123V203H124V197H125V194H127V192H129L130 191V188L128 187V185L130 186V184H131V186H132V188H135V189H137V190H139V189H141L142 188V185H143V182L145 181V180H143L144 178H146V176L145 175H150V173L152 174L154 171H156L155 169L157 168V170H158V168L160 167V168H162V169H160V170H158V172L159 173H157L156 172V174H155V172L152 174V175H154L155 174V176L157 175V174H161L162 175V183H163V177L164 176H166V179H167V176H169V178H170V174H172V172L170 173V171L171 170H174L173 168H175V166H174V164L176 163L174 160L175 159H173L172 161H173V163L174 164H172V162H171V164H172V166H174L173 168H171V170L168 168L169 167V164H166V161H165V165L164 166H159V167H156L155 165L157 164H155L154 165V162L153 161H155V162H157L156 161V159L154 160V159H151L150 160V158H148L147 160H149V164H148V166L150 165V162L152 161V163L151 164H153L154 166H155V168L154 167H152L153 165H151V167H152V169H153V172H152V170H151V168H150V166H149V168L148 169H150L151 170V172H148V174H147V171H148V169L146 170V171H144L148 166L147 165H145L146 166V168L144 169V170H142L141 171V168L143 167V165L142 164H139V166H142L140 169H138L136 166V169H138L137 171H136V169L134 168V169H132L131 168V166H133L134 165V162H135V160H137L136 158H135V160H133L132 162H131ZM193 160V159H192ZM194 160H196V159H194ZM217 160V159H216ZM225 160V161H226ZM22 161H24V160H21V162ZM28 161V160H27ZM35 161V162H36ZM40 161V160H39ZM112 161H114V159L112 160ZM120 161H121V159H120ZM138 161V160H137ZM158 161V162H159ZM3 162V161H2ZM55 162V161H54ZM75 162L76 161H74L73 162V164L75 165ZM92 162H93V160H92ZM117 162H118V160H116V161H114L113 162V164L115 163V165L117 164ZM122 162V161H121ZM125 162V161H124ZM128 162V163H129ZM140 162V161H139ZM167 162H168V160H167ZM200 159H199V164H200ZM223 162V161H222ZM231 162H233V161H231ZM14 163H15V160H14ZM19 163H20V160H19ZM19 163H17V164H19ZM43 163V162H42ZM50 162H48L46 165H48ZM64 163V162H63ZM62 163V164H63ZM65 163H68V161L67 162H65ZM69 163H72V162H69ZM81 163H80V165H81ZM96 163V162H95ZM127 163V162H126ZM141 163V162H140ZM148 163V161L146 162L145 161V163L144 164H147ZM170 163V162H169ZM202 163V162H201ZM205 163V162H204ZM221 163V162H220ZM228 163V162H227ZM237 164H238V162H236ZM239 163H241V161L239 162ZM1 164V163H0ZM30 164V163H29ZM28 164V165H29ZM44 164V165H45ZM76 164H79V163H76ZM108 164H110V162L108 163ZM112 164V163H111ZM121 164V163H120ZM179 164H177V165H179ZM206 164H207V162H206ZM215 164V163H214ZM213 164V165H214ZM216 164H218L219 165V162L217 161L216 162ZM216 164H215V167H216ZM224 164V163H223ZM11 165H13V166H11ZM9 164V165H7L8 167H9V170L11 171L13 168L12 167H15L14 166V164ZM27 165V169H29V166ZM40 165L42 166V164H39V166L38 167H36L35 166V168H39L40 167ZM60 165V164H59ZM114 165V166H115ZM119 165V164H118ZM118 165H116L117 167H118ZM157 165H159V164H157ZM163 165V164H162ZM167 165V167H165ZM202 165V164H201ZM201 165H199V167L201 166ZM204 165V164H203ZM202 165V166H203ZM221 165L222 164H220V167H221ZM226 165V163L224 164V165H222L223 167ZM17 166V165H16ZM51 166V168L52 167H54V166H52V165H50ZM73 166V165H72ZM89 166V167H88ZM115 166V167H116ZM144 166V167H145ZM11 167V168H10ZM20 167H21V165H20ZM19 167V165L17 166V169H15L16 171V175H20V172L22 171L21 170V168H23L24 166H22L21 168ZM31 167V169H33L32 168V166H30ZM44 167V166H43ZM64 167V166H63ZM112 167V166H111ZM116 167V168H117ZM134 167V166H133ZM207 167V166H206ZM3 168V167H2ZM2 168H0V169H2ZM6 168V167H5ZM20 168V172L19 173H17V170ZM26 168V167H25ZM34 168V169H35ZM50 168V167H49ZM50 168V169H51ZM56 168H58V166L56 167ZM61 168V167H60ZM123 168V167H122ZM121 168V169H122ZM126 168H124V170L126 169ZM179 168V167H178ZM179 168V169H180ZM7 169V168H6ZM30 169V170H31ZM44 169H46V167L44 168ZM88 169V170H89ZM118 169H120V167L118 168ZM129 169H126L128 172H130L129 171ZM143 169V168H142ZM177 169V168H176ZM200 169V168H199ZM208 169H210V167H208ZM216 169V168H215ZM8 170V171H9ZM24 171H26L25 169H23ZM40 170V169H39ZM43 169L41 168V171H42ZM49 170V169H48ZM54 170H55V168H54ZM86 170L83 172V175H84V173L86 172ZM134 170V171H133ZM140 170V171H139ZM170 170V171H169ZM178 170V169H177ZM197 171H198V169H196ZM217 170H219V169H217ZM216 170V171H217ZM221 170V169H220ZM9 171V172H10ZM14 171V170H13ZM12 171V172H13ZM45 171V170H44ZM44 171H42V172H44ZM47 171V170H46ZM51 171H53V169L51 170ZM122 171H123V169H122ZM146 173H144V172ZM180 171V170H179ZM178 171V172H179ZM182 171H183V169L181 170V172H179L180 174L182 173ZM196 171V172H197ZM206 171V170H205ZM4 172V171H3ZM11 172V173H12ZM28 172H30V171H28ZM37 172H39V171H37ZM55 172V171H54ZM115 172V173H114ZM135 172H141L140 173V175L142 174V172L145 174H142V176L144 177H142L141 176V178L139 177L138 178V176H140L139 175V173H138V175H137V173H135ZM174 172V171H173ZM176 172V171H175ZM195 172V173H196ZM201 172H202V170H201ZM218 172V171H217ZM26 173V172H25ZM36 173V172H35ZM51 172L49 171V173L48 172H46V174L48 175V174H50ZM107 173V174H106ZM116 174V175H114V174ZM134 173L136 174V175H134ZM170 173V174H169ZM178 173V174H179ZM208 173H209V171H208ZM210 173H211V171H210ZM209 173V174H210ZM214 173H215V171H214ZM2 174V173H1ZM4 174H5V172H4ZM14 174V173H13ZM44 176H42V175H39L38 174V178H40V177H42V179H43V177H46L45 175V172L44 173H42ZM53 173H51V177H50V179L52 180V182H54L53 181V176L55 175H52ZM65 174V173H64ZM92 174V173H91ZM90 174V175H91ZM97 174V173H96ZM112 174V175H111ZM121 174H123V173H121ZM169 174V175H168ZM177 174V175H178ZM178 175L179 177H183V176H181V175ZM198 174H199V171H198ZM206 175H202L201 173H200V175H202V176H207V172L205 173ZM212 174V173H211ZM3 175V174H2ZM63 175V174H62ZM95 175V174H94ZM100 175V176H101ZM120 175V174H119ZM173 175H176V174H173ZM184 175H186V174H184ZM195 175V174H194ZM5 177H6V175H4ZM11 176V175H10ZM10 176H9V178H10ZM13 176V175H12ZM21 176V175H20ZM28 176V175H27ZM67 176V175H66ZM85 176V175H84ZM83 176V177H84ZM88 176V175H87ZM120 176H122V175H120ZM160 176V175H159ZM159 176H158V179H159ZM193 176V175H192ZM196 176H197V173H196ZM3 176H1L0 177V179L2 178ZM4 177V178H5ZM8 177V176H7ZM14 177H16L15 176V174H14ZM23 177V176H22ZM29 177H30V174H29ZM36 177V176H35ZM47 177H49V176H47ZM53 177V178H52ZM61 177V176H60ZM83 177H82V179H83ZM149 177V176H148ZM177 177V176H176ZM188 177V176H187ZM190 177V176H189ZM198 177V176H197ZM9 178H7L8 179V182L10 181V179ZM17 178V177H16ZM14 178L15 179V181L17 182V179H18V181L19 180H21V179H19V178ZM64 178V177H63ZM79 178V177H78ZM77 178V179H78ZM143 178V179H142ZM150 178V177H149ZM165 178V177H164ZM3 179V178H2ZM36 179H37V177H36ZM41 179V178H40ZM71 179V178H70ZM70 179H69V181L67 180V182H68V186H69V183H70ZM86 179H89V178H86ZM98 179H99V177H98ZM142 179V180H141ZM147 179V178H146ZM160 179H161V177H160ZM159 179V184H161V180ZM166 179H164V180H166ZM13 180V179H12ZM23 180V179H22ZM45 180V179H44ZM43 180V181H44ZM100 180V179H99ZM121 180H123L122 182H121ZM151 180V179H150ZM153 180V179H152ZM151 180V181H152ZM168 180V179H167ZM166 180V181H167ZM179 180H180V178H179ZM177 181L178 183L181 181ZM188 180V179H187ZM186 180V181H187ZM192 180V179H191ZM48 181L51 183V181L48 179ZM48 181H47V187H49L50 185H49V183H48ZM76 182H75V184L77 185V182H79V181H77V180H75ZM98 181V180H97ZM166 181H164V183H166L167 185L170 183V182H166ZM169 181H171V179L169 180ZM190 181V180H189ZM12 182V181H11ZM10 182V183H11ZM14 182V181H13ZM15 182V184L16 185H18L19 184V186L20 185H22L24 182H22V181H20L21 183H19V182H17L16 183ZM39 183H41L42 184V181H38ZM83 182H84V180H83ZM86 182L87 181H85V185L84 186H86ZM88 182H89V180H88ZM91 182V181H90ZM89 182V183H90ZM149 182V181H148ZM174 182H176V181H174ZM188 182V181H187ZM191 182V181H190ZM255 182V181H254ZM10 183H8V184H10ZM32 183V182H31ZM38 183V184H39ZM63 183V182H62ZM66 183V182H65ZM74 183V182H73ZM73 183L71 182L70 184V186H72L73 185ZM82 183V182H81ZM147 183V182H146ZM172 184H174L173 182H171ZM181 183H183V180L180 182V184ZM11 184H13V187H14V183H11ZM40 184V185H41ZM43 184H45V183H43ZM46 184H45V186H44V191L43 190H41V194L44 196L46 193H47V190L45 189V187H46ZM88 184V183H87ZM121 184V185H120ZM171 184V185H172ZM177 184V183H176ZM179 184V185H180ZM259 184V183H258ZM25 185H26V183H25ZM49 185V186H48ZM61 185V184H60ZM63 185V184H62ZM78 185H79V183H78ZM91 185V184H90ZM100 187H99V186ZM153 185V184H152ZM162 185H164V184H162ZM167 185H165V186H162L163 188L164 187H167ZM171 185H169V187L171 186ZM183 186L184 185H187V183H185L184 182V184H182ZM182 185H181V187H182ZM245 185V184H244ZM19 186H15V187H19ZM38 186V185H37ZM52 186V185H51ZM80 186H81V184H80ZM84 186H82V187H84ZM154 187H155V184L153 185ZM152 186V187H153ZM178 186V185H177ZM9 187V186H8ZM14 187V188H15ZM32 186H30V188H31ZM46 187V188H47ZM66 187V186H65ZM77 187H79V186H77ZM245 187V189H244V197L247 195V196H250L251 197V201L252 202H256L258 199H259V195H260V191L261 190H259V192H258V190H256V189H259L257 186H255L254 185V183L252 182V183H247V185H245L244 186ZM13 188V189H14ZM20 188V187H19ZM56 188V187H55ZM75 188V187H74ZM79 188H80V190H79ZM77 190H79V192H81V187H79ZM85 188V187H84ZM83 188V189H84ZM178 188H180V186L178 187ZM9 189H10V187H9ZM8 189V190H9ZM12 189V188H11ZM16 189V188H15ZM47 189H50V188H47ZM94 189V190H95ZM152 189V188H151ZM159 189H162V188H159ZM172 189V188H171ZM240 189H242V188H240ZM20 189H18V191L17 192H20L19 191ZM30 191H31V189H29ZM37 190H39V187L37 188ZM93 190V189H92ZM154 190H155V188H154ZM177 190V189H176ZM28 191V190H27ZM36 191V190H35ZM43 191V192H42ZM46 191V193L44 194V192ZM53 191V189L51 190V192ZM56 191V190H55ZM55 191H53V192H55ZM155 191H157V190H155ZM155 191H153V192H155ZM179 191H180V189H179ZM7 192H9V191H7ZM7 192H5V193H7ZM11 192V191H10ZM14 192V191H13ZM34 191H32V194H34L33 193ZM38 191H36V193H37ZM49 192H50V190H49ZM52 192V193H53ZM139 192V191H138ZM137 192V193H138ZM147 191H145V193H146ZM166 192V191H165ZM176 192V191H175ZM1 193V192H0ZM21 193V192H20ZM19 193V194H20ZM28 193V192H27ZM38 193H40V192H38ZM37 193V194H38ZM52 193H50L51 195H52ZM136 193V194H137ZM157 193V192H156ZM177 193V192H176ZM238 193H241V192H239L238 191ZM237 193V194H238ZM3 194V193H2ZM23 193H21L20 194V197H22L23 196V198H20V197H18V196H13L14 197V201L13 200H9L10 199V197H9V201H7V199H6V201L9 203L10 201L12 202L13 201V203L12 204H9L8 205V203L6 202V201H2L1 202V200H0V209H2V210H0V217H10L11 215V213L10 212H13L15 209L14 208H12V209H10L12 206L14 207L16 204L15 203H18L19 201H16L17 199L19 200V198H20V200H23L24 198H25V196H24V194L22 195ZM30 194H31V192H30ZM41 194H38V195H41ZM81 194V193H80ZM93 194V193H92ZM147 194V193H146ZM152 194V193H151ZM167 194V193H166ZM1 195V194H0ZM41 195V197H43ZM47 195H49V193L47 194ZM57 194H54V195H52L51 197H49V199L50 198H52L53 197V199H54V196H56ZM138 195V194H137ZM170 195V194H169ZM174 195V194H173ZM176 195L177 194H175V198H176ZM242 195V194H241ZM32 195H30L28 198H30ZM58 197H60L59 196V194L57 195ZM88 196V194H81V196H80V198L78 199H74V200H72L71 202L70 201H68L70 204H68V205H62V206H56V203H55V205L53 206V207H61V208H58V209H55L52 213H54V214H50V212L48 211V210H40V211H33L35 208H31V207H41L40 205L39 206H35L33 203H31V205H29V203H28V205L26 206V207H30V208H26L24 205H20L19 204V206L21 207V206H23V207H21V209H26V211L28 212V213H30L32 216L30 217V227H26V226H24V227H21L20 228V230H17L16 232H14V231H12L11 229H8V228H6V227H0V264H32V261L35 259H39L40 258V256H42L43 254H46L48 257H49V259L51 260V261H55V264L56 263H58V261L59 260H55V259H59L60 258V256H61V252H62V250H65V251H68V253H70V254H72L73 256L74 255H76V252H77V246H79L81 243H87V245H89L90 247H91V251H90V253L91 254H93V255H95L96 253H97V251H99L98 249H99V247H101L103 244H105L106 242H104V240L102 239V237H100V236H98L96 233H95V231H93L92 229H89V224H88V222H87V220H86V217H85V211H84V199H86V197ZM135 196V195H134ZM243 196V195H242ZM247 196H246V199H247ZM4 197V196H3ZM18 197V198H17ZM33 197L35 198V195H33ZM45 197H47V196H45ZM147 197V196H146ZM168 197V196H167ZM230 197V196H229ZM1 199H2V197H0ZM7 198H8V196H7ZM11 198H12V196H11ZM15 198H16V200H15ZM37 198V197H36ZM207 198H209V197H207ZM224 198V197H223ZM226 198V197H225ZM4 199V198H3ZM13 199V198H12ZM27 199V198H26ZM26 199H24V200H26ZM31 199L32 198H30V201H31ZM41 199V198H40ZM47 199V198H46ZM46 199L44 198V200L42 199L41 201H42V203H44V201H46ZM52 199V200H53ZM93 199V198H92ZM128 199V201H129V198H127ZM132 199V198H131ZM209 199H212L211 197L209 198ZM214 199H216L217 200V198H214ZM221 200L219 201V198H218V201H214L213 199V204H215L214 202H216L217 203V205H218V208H219V205H220V207L222 206V205H224V206H226L227 204L229 205V201L227 200V199H224V201H223V199L222 198H220ZM250 199V198H249ZM248 199V200H249ZM33 200L34 199H32V201L31 202H33ZM176 200V199H175ZM238 200V199H237ZM16 201V202H15ZM36 202L35 203H37V201L38 200H35ZM60 201H61V199L60 198H58V199H56L55 200V202H59V205H60ZM189 201V200H188ZM226 201V202H225ZM250 201V200H249ZM26 202H28V201H26ZM40 202V201H39ZM47 202H49V201H47ZM62 202V201H61ZM180 202V201H179ZM203 202V201H202ZM211 202V201H210ZM231 202V201H230ZM234 201H232L231 203H233ZM20 203H21V201H20ZM62 203H64V202H62ZM76 204V207H78L76 210H77V213H76V215L78 216L77 218H73V214L75 215V213H73V211H75V208L72 210L71 208H66V206H68V207H70L71 205H73V204ZM174 203V202H173ZM195 203V202H194ZM204 203H205V201H204ZM230 203V205H233V204H231ZM14 204V205H13ZM33 204V205H32ZM48 204V203H47ZM64 204H67V203H64ZM181 204H183V203H181ZM180 204V205H181ZM191 205H190V207L191 206H193L194 204L191 202L190 203ZM196 204V203H195ZM198 204V203H197ZM209 204V203H208ZM212 204V203H211ZM26 205V204H25ZM129 205V204H128ZM176 205V204H175ZM184 205V204H183ZM183 205H181V206H183ZM205 205V204H204ZM216 205V204H215ZM217 205H216V208H217ZM229 205V206H230ZM174 205L172 204V207H173ZM180 206V207H181ZM196 206H198V205H196ZM206 206V205H205ZM210 206V205H209ZM214 206V205H213ZM44 207V206H43ZM74 207V206H73ZM179 207V208H180ZM185 207V206H184ZM190 207L188 206L187 208H188V213L189 212H191L190 210ZM4 208H8V209H10V210H7V209H4ZM161 208V207H160ZM175 208H177V206L175 207ZM179 208H177V209H179ZM192 208H196V207H192ZM216 208L214 207V209H215V211H214V213H215V215L218 217V215L216 214V212L220 209H218V210H216ZM4 209V210H3ZM16 209L17 210H19L18 209V207H16ZM176 209V210H177ZM226 209H227V206H226ZM176 210L174 209V211H175V214H176ZM180 210V209H179ZM187 210V209H186ZM195 210V209H194ZM228 210V209H227ZM9 211V212H8ZM182 211H183V209H182ZM22 212V211H21ZM24 212V211H23ZM193 212V211H192ZM191 212V213H192ZM196 212V210L194 211V213ZM173 213V212H172ZM187 213V212H186ZM202 213V212H201ZM218 213H219V211H218ZM242 213V212H241ZM13 214H14V212H13ZM12 214V215H13ZM18 214H19V212H18ZM140 214V213H139ZM180 214H182V213H180ZM197 214V213H196ZM15 217H16V212H15ZM163 215V214H162ZM212 215V214H211ZM221 215V214H220ZM224 215V214H223ZM254 215V214H253ZM22 216V215H21ZM173 216H175V215H173ZM178 216H179V213H178ZM177 216V217H178ZM187 216H188V214H187ZM194 215L192 214V217H193ZM197 216V215H196ZM156 217H158L157 215H156ZM215 217V216H214ZM174 218H176V217H174ZM189 218V217H188ZM191 218V217H190ZM133 219V218H132ZM157 219V218H156ZM163 219V218H162ZM160 217H159V219L156 221L155 219H154V221L150 218V217H145V218H138V220L141 222V223H143V224H145V225H151L152 227L153 226H159L160 225V223H161V220H162ZM216 219V218H215ZM7 220V219H6ZM10 220V219H9ZM12 220V219H11ZM14 220V219H13ZM134 220V219H133ZM178 220H179V218H178ZM188 220H190V219H188ZM193 220V219H192ZM198 220V219H197ZM210 220V219H209ZM213 220V219H212ZM218 220V219H217ZM236 220V219H235ZM239 220H240V218H239ZM3 221V220H2ZM2 221H1V223H2ZM28 221H29V219H28ZM181 221V220H180ZM187 221V220H186ZM200 220H198V222H199ZM202 221V220H201ZM22 222V221H21ZM198 222H196V220H195V224H194V226L195 225H197V223ZM203 222V221H202ZM206 222V221H205ZM210 222V221H209ZM208 222V223H209ZM11 223H12V221H11ZM16 223V222H15ZM51 223H61V224H63V226H65V228L66 229H68V231L69 232H71L72 230H74V229H76V228H79V227H81V228H86L87 230H88V232H89V235H87V236H84V237H82V238H74V237H70V236H68L67 238L66 237H63V238H60V239H58V241L56 242V244L52 247V249H48V250H46V249H44V248H38L37 246H35V245H33V244H31V242H32V233H33V231H35V230H41L42 228H46V226H48L49 224H51ZM181 223V222H180ZM188 223V222H187ZM201 223V222H200ZM212 223H213V221H212ZM4 224V223H3ZM188 224H190V223H188ZM9 225V224H8ZM23 225H25V224H23ZM22 225V226H23ZM125 225H127V224H125ZM161 225H162V223H161ZM177 225V224H176ZM179 225V224H178ZM185 225H187V224H185ZM200 225H202V223L201 224H199V226ZM205 225V224H204ZM203 225V226H204ZM14 226H16V225H14ZM13 226V227H14ZM181 226V225H180ZM199 226H196V227H199ZM18 227V226H17ZM51 227V226H50ZM205 227V226H204ZM138 228V225H136V224H129L128 226H127V230L130 232V235H133L134 234V232H133V230H135V229H137ZM172 231V230H171ZM203 231H205V230H203ZM170 232V231H169ZM209 232V231H208ZM207 232V233H208ZM113 234V233H112ZM112 234H111V236H112ZM170 234V233H169ZM14 235H16V236H20L19 238H21L22 239V241H23V243H24V247L23 248H21L19 251H17L16 249H14V250H16V252L14 251V256L13 257H8L7 255H6V253H4V251H2V243L3 242H5V241H7V242H11V240H12V238L14 237ZM138 235V234H137ZM163 235V234H162ZM162 235H160V238L162 239ZM205 235H207V234H205ZM110 236V237H111ZM165 237V236H164ZM171 237V236H170ZM169 237V238H170ZM224 237V236H223ZM115 238V236H113L112 237V239H111V241H115L116 239H114ZM168 238V237H167ZM214 238V237H213ZM158 239V238H157ZM159 241V240H158ZM223 242H224V240H222ZM156 243V242H155ZM170 243V242H169ZM168 243V244H169ZM187 243H189V242H187ZM21 244H22V242H21ZM159 244V243H158ZM162 244V243H161ZM160 244V245H161ZM164 244V243H163ZM166 244V243H165ZM180 244H181V241H180ZM193 244V243H192ZM9 245V244H8ZM167 245V244H166ZM170 245H171V243H170ZM183 245V244H182ZM189 246H190V244H189ZM161 247H163V248H165L164 246H161ZM180 247V246H179ZM183 247V246H182ZM185 247V246H184ZM8 248V247H7ZM178 248V247H177ZM174 248L172 247V251H174L173 250ZM184 249V248H183ZM185 249H187V248H185ZM159 250H163V249H158V251ZM178 250V249H177ZM176 250V251H177ZM153 252H154V250H152ZM156 251V250H155ZM158 251L157 252H155V253H151V255L149 254V256H153L154 258H156V259H159V258H161V260L160 261H163L164 263H165V261L167 260L166 258H163V255L161 254V252L160 253H158ZM228 251H229V249H228ZM180 252V251H179ZM140 253V252H139ZM90 254V255H91ZM147 254V256H148V253H146ZM154 254V255H153ZM183 254V253H182ZM13 255V254H12ZM138 256H136L135 257V259H138V260H141V261H143L144 262V259H143V256H139V254H137ZM141 255V254H140ZM177 255V254H176ZM185 255V254H184ZM234 255V254H233ZM70 256V255H69ZM225 256V255H224ZM81 256L79 255V254H77L74 258H75V260H78V258H80ZM69 258V257H68ZM133 258V257H132ZM134 259V258H133ZM132 259V260H133ZM176 260H179V258L178 259H176ZM73 261V260H72ZM255 261V260H254ZM262 261V260H261ZM76 262V261H75ZM80 262V261H79ZM173 262H175V261H173ZM205 262V261H204ZM253 263V262H252ZM261 263V262H260ZM262 263H264V262H262ZM166 264H167V262H166ZM208 264V263H207Z\"/></svg>", "mask_w": 264, "mask_h": 264}]
</instances>
